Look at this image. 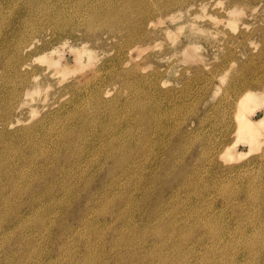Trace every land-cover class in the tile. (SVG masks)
I'll use <instances>...</instances> for the list:
<instances>
[{
  "label": "rangeland",
  "instance_id": "1",
  "mask_svg": "<svg viewBox=\"0 0 264 264\" xmlns=\"http://www.w3.org/2000/svg\"><path fill=\"white\" fill-rule=\"evenodd\" d=\"M93 1L94 2L98 1L100 3V1L103 2L105 0H100V1L99 0H93ZM109 1H111V3ZM109 1H108V5L110 3L113 6L114 5L118 6V5H120V3H123L121 6H118V8H120V7H124V5L127 4L128 1H130V0H122V2L120 0H109ZM113 1H114V4H113ZM137 1H143V0H137ZM145 1L147 3L153 4V5L155 4V6L156 5L157 6L163 5L164 6V7L160 6L159 9L154 8L153 13H152L153 20L154 19L158 20L159 17H162V20H160L156 25L147 24L146 28H145V31H147V32H145L144 34L139 36L138 41L136 40L139 43L136 42L135 44L139 45V48H140L139 51H141V53H138L136 55V57H135L136 59L129 61L130 63L128 64V66L132 67V69H133L130 74H126V68L128 66H122L123 64H120L115 60V54H116L117 48L114 45L116 43H118L119 41H121V42H125V48H128L130 46V44L133 42H131L129 44L128 43L129 41L126 42L124 37H120V35H118V34L116 37V34L114 35L113 33H111L112 30L110 31V29L109 30L108 29H101V31H100L99 28H96L95 31L90 30V32H89L86 28L87 25L85 23H83V21H84L83 18H85L89 15L87 13H85L84 11L79 10L73 4H69L67 6L65 5V7L63 6L64 9L60 10V9H62L61 7H62L63 2H61V3L55 2V5H54V3L52 4V14L50 16H44V15H38L37 16L36 15L35 18H33V16H31L32 14L27 10L17 9L18 7H15L14 5H11L9 7L8 4H6V14H10V15H9V18L6 17V18H3L4 20L2 19L3 22H6L8 20L6 22L4 30L6 31L7 28L9 31L11 30L10 28H12V30L17 29V34H18L19 32H22L23 30L29 29L30 33L33 34L34 46L30 50H28L29 52L28 51L25 52L27 60L29 59L28 61L31 63L28 67V69H29L28 76L30 78H32V81L35 80V74H33L32 71L35 70L34 66L36 65V66L40 67V69L38 70V73H37L38 78H40L39 81H42V80L43 81L41 82V87L39 89V92H36L37 93L36 97H39V98L42 97L41 99L35 98V94H33V96L30 94L28 96L26 94H24L22 97H24V98L28 97V98H26L27 100L25 99L24 102H21V105H19V106L17 105V107L14 108V110L12 109L11 112H9L11 115L9 114L8 117L4 116L5 121H8L9 119H12V120L14 119L15 124H16L17 123L16 119L20 118L23 122V123L20 122L21 124L18 123L17 125H14L13 127H7L6 128L7 132L11 133L14 130V128H15V130L17 128H20V127H21L20 129H22L23 125H24V128H26L27 126H29V127H27L28 132L26 129L21 130L20 131L21 133L18 132L15 137L13 135L11 137V135H9V133H6L3 136L2 135L0 136V150L2 149V151H0V153H3V154H0V157H1L0 158V164H1V162H2V165L4 164L5 161L3 160V158H6V156L9 155L12 158L13 154L15 153V148L19 149V156L20 157H19L18 161H19V167L21 168L22 173L20 171L21 174L17 178L18 186H16V188H18V187L19 188L16 190L18 193H19V191L23 193V194L19 193L20 195L19 194L14 195L11 191V188L8 186L9 184H7L5 186L6 180H4V181L0 180L1 181L0 182V190L3 191L2 185L4 184L5 188L6 187L8 188L7 190H5V192L7 193L6 196H8V194H9L8 199L10 200V201H6V203H5V201H3V202L0 201V208L2 206L7 207L10 205V203L12 205L20 203V208H19L20 209V215L23 214V216H24V218L22 216V218L18 221V223H17L18 225L14 224V225L5 227V229L0 227V248H1L0 249V259H1L0 264L2 262H3L2 264H12V263L13 264H15V263L22 264L21 262H23V264L25 262H26L25 264H29V263L30 264H50V263L51 264H78V263L79 264H81V263L85 264V262H86V264H101V263L102 264L103 263L104 264H116L117 262H118L117 264H125V263L126 264H136V263L137 264H144V263L145 264L146 263L147 264H212V263L213 264H238L237 262H239V261H240L239 264H243V262H244V264H247V263H249V264H252V263L253 264H262L263 263L264 264V256H263L264 255V248H263L264 247V242H263L264 241V239H263L264 235H262V234H264V220H263L264 219V199H263L264 198V190H262V189H264L263 188L264 187V164H263L264 159H263V161L260 160L259 155L256 152L250 154L249 153L250 152L249 146L246 144L243 145L244 143H242V142L241 143L239 142V144L235 148V152L237 154V155H235L237 158V159H235L236 161L235 160L230 161V162L226 161V160L220 158L218 156V153H217V152H219L218 150L221 149V147H220L221 144L218 142V137L221 134L223 128H225L227 121L231 122L233 125L232 128H234V123L232 122V120H233L234 112H235V109L237 106L236 105L237 100H238L240 94L247 88L252 89L254 87L253 88L254 90H263L264 89V83H263L264 82V0H258L257 3L255 2L256 0L255 1L254 0H250V1L249 0L248 1L247 0H192V1L187 0V2H185L186 0H183L184 2L181 0V3L178 2L179 4L177 2H175V0H168V1L167 0H145ZM189 1H191V2H189ZM195 1H196V3H195ZM200 2H202V3H200ZM175 3H177V4H175ZM182 3H184V4H182ZM236 3L239 4L238 6L242 5L243 7L242 8L240 7V9H239L240 14H239V17L237 18V22H236L237 25L234 26V25H230L228 23L227 19H228V14H229L228 13L229 8L234 6ZM243 3L245 4V6ZM108 5L106 6L107 8L105 6H104V8H102V10H104L103 12H106L108 9H111V8H109ZM174 5H175V7H174ZM180 5H182V7H180ZM161 7H163L164 9H162ZM215 8H217V9H215ZM57 9H59V10H57ZM72 9H73V11H72ZM75 9H76V11H75ZM128 9H129V7H128ZM108 11H110V10H108ZM161 11H163V12H161ZM174 11H175V13H174ZM75 12H76V14H75ZM14 13L15 14L17 13V14L15 15ZM132 13L137 16L136 12L133 11ZM155 13H156V16L154 15ZM114 14H117L116 11ZM210 14L218 16L220 23H218V22L217 23L219 26H217V23L214 21V19L211 17ZM63 15H64V17H63ZM79 15H80V18H79ZM61 17H63V18L61 19ZM35 19H38L39 21L38 20L36 21ZM56 20L59 22L61 21V23L64 22L65 23V24L63 23L64 27H66L67 30L66 31L65 30H62V31L58 30L57 32L54 33L53 29H55L54 28L55 23L57 24ZM211 20H212V22H211ZM244 21H246V24H247L246 26H244L245 24H243ZM7 24H9V25H7ZM39 24H40V26H39ZM68 25H69V27H68ZM43 27H45V28H43ZM83 28H85V29H83ZM155 28H157V29H155ZM39 29H41V31ZM20 30H22V31H20ZM39 31H40V33H39ZM65 33H67L68 35L67 34L65 35ZM60 34H61V36H60ZM77 35L80 39L77 37ZM233 35L235 38L232 37ZM69 37H70V39H69ZM87 37H89V38H87ZM100 39H102V40H100ZM65 40H69V42H68V44L63 46L61 43H63ZM46 42L50 46H48V44ZM84 42H87V44H89L93 49H96V51H98V53L100 52L98 55V59L96 60L95 63L89 64V65L79 69L80 71L78 70L76 72H73L74 74L71 72L70 76L66 79V81H64L62 83H59L56 78L51 77L45 73L44 67L46 66V64L42 63V61L39 58H37L40 54L45 52V50L47 51L49 48L53 47L54 45L55 46L61 45L60 48L63 51L65 50L64 54L67 56H70V55H73V52L70 48L71 44L74 46H81ZM7 43L8 44L11 43V37H10V43L8 40H7ZM93 43H95V44H93ZM44 44H46V46ZM66 48H67V50H66ZM68 48H70V49H68ZM142 48L144 49L145 52H142ZM62 61H63V63H66L65 59H62ZM96 64H102V66L104 67V70H105L104 73L106 75V79L104 81H102V83L100 82V84H102V88L104 87L103 89H107L106 87L110 88L111 93H109V94L105 95V91H103V89H101V87L97 86V83L95 81V75H94L95 71L93 70L94 66H96ZM69 65L72 66L73 64H69ZM84 68H86V69H84ZM117 68H119V69H117ZM117 70H119V71H117ZM0 72H1V68H0ZM251 73H252V75H251ZM4 74H3L4 77H3V75L0 76L1 77L0 78V89H3L4 85L8 82V79L10 78V76L14 75L11 72L10 73L5 72ZM22 74L26 75L24 71H21V75ZM122 74H123V76H122ZM2 79H3V81H2ZM85 79H87V80H85ZM88 79H90V80H88ZM79 81H80V83H79ZM143 81H144V83H143ZM112 82H113V84H112ZM117 82H118V84H117ZM1 83L3 86L1 85ZM120 83L122 84V86L120 85ZM129 84L132 87L134 85L135 86L132 88L129 86ZM118 85L120 87H118ZM124 85H126V86L124 87ZM24 86H25V84H24ZM24 86L20 85V87H19L20 90L23 89ZM62 87H66V88H62ZM77 87H79V88H77ZM11 88H12V86L10 88L9 87L6 88L3 91L0 90V100L1 101L2 100L5 101L8 99V93H9ZM130 88H132L131 91H129ZM261 88H263V89H261ZM76 89H77V94L74 93ZM61 90H62V92L59 94V92ZM124 90H125V92H123ZM121 91L123 93H121ZM151 91H153V92H151ZM117 93H118V95H117ZM128 93H130V94H128ZM57 94H59V95L57 96ZM149 94H150V96H149ZM62 95H64V96H62ZM116 95H117V97H116ZM146 95H147V97H146ZM127 96H129V98ZM43 97H47V98L44 99ZM53 97H55V98H53ZM87 99H91L92 101L90 100V102H89V100H87ZM130 99L131 100L133 99L132 100L133 102ZM151 99H152V101H150ZM87 101H88V103H87ZM108 101H109V103H108ZM72 102H74L75 104ZM110 102H111V105H110ZM89 103H90V105H91V103H92V105L94 103L95 104L93 105V107H91L89 105ZM108 104H109V106H107ZM145 104H146V106H145ZM37 105H38V109H37ZM70 106L72 109L70 108ZM82 106H84V107L82 108ZM110 106H112V107H110ZM139 106H141V107H139ZM218 106H220V107H218ZM134 107H137V108H134ZM148 107H149V109H148L149 111L147 110ZM17 108H19V110ZM49 108L51 110L54 108L55 110L53 109L52 111H50ZM100 108H101V110H100ZM172 108H173V110H172ZM116 109H117V111H116ZM138 109H140V110H138ZM142 109L145 111V113H146L145 115L147 117H149V120L146 121L147 123L140 121L141 116L138 118V116L140 114L141 115L144 114ZM38 110H40V112ZM46 110H48V111H46ZM79 110H81V111H79ZM89 110L91 113L94 112L95 115L91 114L89 112ZM103 111H105V112H103ZM152 111L153 112L155 111V112L153 113ZM175 111H177V112H175ZM69 112L71 114H69ZM85 112H86V115L84 114ZM72 113H74V114H72ZM79 114H80V116H79ZM81 114H83V115H81ZM151 114H152V117H151ZM161 114H164V115H161ZM173 114H175V115H173ZM221 114H222V116H221ZM44 115H45V117H43ZM55 115H57V117ZM72 115H75V116H72ZM67 116H69V117H67ZM70 116H72L73 118ZM96 116H97V118H96ZM156 116H157V118L158 117L159 118L157 119ZM163 116H165V117H163ZM259 116H264V109L259 110L257 113L256 112L253 113V118L256 119L257 121L260 120ZM5 118H7L8 120ZM51 118H52V121L54 122V124L51 121ZM84 118H86V119H84ZM88 118H89V120H88ZM215 118H216V120H215ZM45 119L47 122L45 121ZM220 119H221V121H220ZM28 121H30V122H28ZM57 121H58V123H57ZM78 121H80V122H78ZM152 121L153 122L155 121V124ZM168 121H170V123ZM177 121L179 122V124ZM43 122H44V124L42 125ZM62 122H63V124H61ZM100 122H102V123H100ZM223 122H224V124H223ZM107 123L111 124V125H108ZM143 123L144 124L146 123L148 125H144ZM91 124H93V125H91ZM106 124H107V127H106ZM35 125H37V126H35ZM59 125L60 126L62 125V126L60 127ZM149 125H151L153 127H151ZM1 126H2V124H0V128H1ZM54 126H55V129H54ZM145 126H147V127H145ZM154 126H156V127H154ZM157 126H159V127H157ZM49 127H50V129H49ZM74 127L75 128L77 127V128L75 129ZM126 127H128V128H126ZM180 127H182V128H180ZM212 127H213V129H212ZM38 128H41V129L39 130ZM129 128H131L133 131ZM30 129H32V130H30ZM127 129L129 131H127ZM6 130L4 131V133L6 132ZM73 130H74V132H73ZM150 130L153 132H151ZM192 130H195V131H192ZM30 132L33 134L31 135ZM48 132H50V133H48ZM132 132H134V133H132ZM146 132H148L149 134ZM84 133L85 134L87 133L86 136ZM143 133H144V135H143ZM214 133H215V135H214ZM18 134H19V136H18ZM37 134H39L40 136H38ZM150 134L152 137L150 136ZM34 135H36L37 137ZM51 135H53V136H51ZM101 135L103 136V138ZM170 135H171V137H170ZM197 135H198V137H197ZM207 135H209V136H207ZM22 136H23V138H22ZM62 136H63V138L66 137L65 138L66 140L63 139ZM162 136H163V138H162ZM7 137H9V138H7ZM35 137H36V139H35ZM104 137L106 138L105 140H104ZM144 137H146V139ZM231 137H234L233 132L231 133ZM200 138L203 140V142ZM210 138H212V139H210ZM41 139H43V140H41ZM48 139L50 142L48 141ZM59 139L60 140L62 139V140L59 141ZM78 139L80 141H78ZM11 140H12V142H11ZM88 140H90V141H88ZM22 141H23V143H22ZM55 141L57 143H55ZM99 141H101V142H99ZM119 141H121V142H119ZM123 141H125L126 143ZM144 141H145V143H144ZM196 141H198V142H196ZM190 142H191V144H190ZM213 142H216V143L218 142V144H219V145L217 144V146H215L216 143L214 144L213 150H215V151L211 150V144ZM9 143H11V144L9 145ZM18 143H19V145H18ZM34 143L37 145H35ZM169 143H170V145H169ZM187 143H189V144H187ZM91 144H92V146H91ZM99 144H102V145H99ZM25 145H27V146H25ZM34 145L36 146V149H35V147H33ZM78 145H79V147H78ZM138 145H140V146L138 147ZM141 145H142V147H141ZM6 146H7V149L4 148ZM11 146L13 149L10 148ZM58 146H59V148H58ZM89 146H91L92 150H91V148L89 149ZM143 146H144V148H143ZM23 147H25V148H23ZM86 147H87V149H89L90 155L86 156L87 158L83 157V159L81 160V166L79 167L76 164H74L75 160L78 157V156H76V154H77L76 152L79 148L80 149L78 151H81L82 149H84ZM93 147L96 148V150ZM150 147H151L152 151L150 150ZM71 148L73 150L74 149L75 150L73 151ZM157 148H159V149H157ZM168 148H170L172 153L168 150ZM204 148L207 150H205ZM38 149H40V150H38ZM156 149H157V151H156ZM186 149H188V150H186ZM8 150H10V151H8ZM48 150H49V152H48ZM192 150H193V152H192ZM53 151H55V155H54ZM118 151H120V152H118ZM148 152H150V153H148ZM181 152L184 153V155ZM241 152L243 153V155ZM127 153H129V155ZM71 154L74 155L75 157L70 156ZM146 154H148V155H146ZM167 154H169V155H167ZM28 155H29V157H28ZM92 155H93V157H92ZM151 155H153V156H151ZM56 156H57V158H56ZM207 156H209L208 158L210 160L206 158ZM24 157H25V160H24ZM40 157H42V158H40ZM117 157H119V161L121 160L120 161L121 163H120L119 167H117V169H116V166L113 167V163ZM201 157H203V158L201 159ZM70 158H71V160H70ZM140 158H142V159L140 160ZM143 158L145 159V162H144ZM212 158H214L215 160L212 161L211 160ZM20 159L24 160V161L21 162ZM93 159H96V160L98 159V160L96 161ZM132 159L133 160L135 159V160L133 161ZM55 160H56V162H55ZM88 161H89V163H88ZM105 161H106V163H105ZM138 161L140 163H138ZM161 161H163V162H161ZM197 161H198V163H197ZM210 161H211V163H210ZM42 162H44V163H42ZM28 163H29V165H27ZM47 163H49V164H47ZM51 163H52V165H51ZM137 163L141 166H138ZM164 164H165V166H163ZM132 165L134 168L132 167ZM42 167H44L43 168L44 171L42 170ZM66 167H68L67 168L68 170L65 169ZM205 167H207V168H205ZM102 168H104V169H102ZM196 168H198V169H196ZM34 169H35V171H34ZM78 169H81V170H78ZM206 169L207 170L209 169V170L207 171ZM255 169H256V171H255ZM110 170H112V171H110ZM121 170H124V171H121ZM165 170H167V171H165ZM190 170H192V171H190ZM168 171H170V173ZM244 171H246V173ZM40 172H41V174L39 176ZM50 172H51V175H50ZM56 172H58V173L56 174ZM73 172L74 173L77 172V174H72ZM193 172L195 175L193 174ZM260 172H262V173H260ZM160 173H161V175H160ZM124 174H126V175H124ZM129 174H131L132 176ZM49 175H50V177H49ZM61 175H62V177H61ZM113 175H115V176L113 177ZM134 175H136V176H134ZM169 175H170V177H169ZM129 176H131L130 180H129ZM150 176H152V177H150ZM252 176H254V177H252ZM256 176H258V177H256ZM28 177H30V178H28ZM38 177H39V179H38ZM70 177H71V179H70ZM106 177H108V179ZM120 177H121V179H120ZM125 177H127V178H125ZM132 177L133 178L137 177V178L132 179ZM166 177L169 179H166ZM186 177H188V178H186ZM68 178L70 180H68ZM251 178H253V179H251ZM54 179H57V181H55ZM115 179L118 180V182ZM131 179H132V181L133 180L134 181L132 182ZM138 179H140V180H138ZM249 179L252 181V184L250 183L251 181ZM50 180L52 182H50ZM63 180H64V182H63ZM90 180H92V181H90ZM137 181H138V183H137ZM193 181L194 182L196 181V182L194 183ZM2 182H3V184H1ZM48 182H50L51 184L50 183L48 184ZM53 182H55V183H53ZM66 182H67V184H66ZM79 182H81V183L83 182L82 185H80L81 183H79ZM154 182H156V183H154ZM88 183H90V184H88ZM140 183H141V185H140ZM253 183H255L256 185ZM57 184H60V185H57ZM117 184H119L120 186ZM248 184H250L251 186L253 185V186L252 187L250 185L248 186ZM31 185H34V186H31ZM89 185H90V187H89ZM61 186H63L64 188L62 187L63 189L62 188L59 189V187H61ZM69 186L71 189L69 188ZM85 186L87 188L89 187L88 190ZM188 186H190V187H188ZM260 186H261V190H260ZM1 187H2V189H1ZM21 187H23V188H21ZM66 187H68V188H66ZM229 187H230V189H229L230 191L227 189ZM25 188H27L28 190L26 189V191H25L24 190ZM77 188L79 190H77ZM126 188H127V190H126ZM254 188H257V189H254ZM72 189H73V191H72ZM128 189H129V192H128ZM133 189H134V191H133ZM154 189H156V190H154ZM195 189H197L198 191ZM248 189H250L249 192H247ZM52 190H54V191H52ZM97 190L100 192H98ZM225 190H226V192H225ZM24 191H25V193H24ZM253 191L256 193H254ZM66 192H67V194H66ZM81 192H83V193H81ZM127 192L130 196H128ZM48 193L51 195H49ZM99 193H100V195H99ZM114 193H115V195H114ZM11 194L13 195L12 197H11ZM39 194H40V196H39ZM109 194H111V195H109ZM227 194H228V196H227ZM18 195H19V197H18ZM42 195H45V196H42ZM79 195H81V197ZM154 195H155V197H154ZM181 195H182V197H181ZM184 195H186V196H184ZM199 195H200V197H198ZM23 196H25V197H23ZM77 196L79 198H77ZM91 196H94V197L96 196V197L94 198ZM102 196H104V197H102ZM254 196L256 197L255 199L252 198ZM10 197H11V199H10ZM57 197H58V200H57ZM105 197H107V200ZM110 197H112V198H110ZM123 197H126V198H123ZM259 197H260V199H259ZM127 198L129 199V201ZM175 199L176 200L178 199V200L176 201ZM245 199H248V200L245 201ZM61 200H63V201H61ZM55 201H56V203H55ZM112 201H113V203H112ZM123 201H124V204H123ZM39 203H40V205H39ZM241 203H243V204L241 205ZM25 204H28L29 206L25 205ZM119 205H121V206L119 207ZM250 205H251V207H250ZM116 206H117V209H116ZM171 206H172V208H171ZM175 206H176V208L174 209ZM234 206H235V208H234ZM92 207H95V208H92ZM106 207H107V209H106ZM231 207H232V209H231ZM63 208H66V209H63ZM121 208H123V209H121ZM124 208H126V209H124ZM168 208H170V209H168ZM233 208H234V211H233ZM192 209H194V211ZM197 209H199V210H197ZM252 209L254 211L255 210L256 211L254 212ZM102 210H103V212H102ZM124 210H126V211H124ZM184 210L185 211L187 210V211L185 212ZM36 211H37V213H36ZM127 211L128 212L130 211V212L128 213ZM198 211H200V212H198ZM110 212H112V213H110ZM194 212H195V214H194ZM87 213H89V215ZM94 213H96V214H94ZM103 213H105V214H103ZM114 213H115V215H114ZM116 213H118V214H116ZM191 213H192V215H190ZM251 213H252V215H251ZM39 214L41 217L39 216ZM90 214H92V215H90ZM119 214L121 217L117 216ZM46 215H48V216H46ZM59 216H61V217L59 218ZM83 216H85V218H82ZM97 216H100V217H98V219H97V218H95ZM129 216H130V218H129ZM29 217H31V218H29ZM50 217H51V219L49 220ZM53 217H55V218L57 217V218L55 219ZM149 217H151V219ZM162 217H165V218H162ZM207 217H209V218H207ZM258 217H259V219H258ZM137 218L139 219V221H137L138 220ZM53 219H55L56 221ZM118 219H121V220H118ZM0 220H1L0 224H2L4 226L5 223L3 224V222H2L3 219L1 216H0ZM21 220H22V222H21ZM117 220H118V222H117ZM81 221H83V222H81ZM240 221H242V222H240ZM33 222L36 223V226ZM75 222H77V223H75ZM245 222L247 223V225ZM261 222H263V223H261ZM120 223L122 224V225H120L121 229H120V226H117ZM171 223H173V224L169 225ZM190 223H192V224H190ZM193 223H195L194 226H193ZM236 223H238V225ZM243 223H245V224L242 225ZM24 224H26V226ZM55 224H57V225H55ZM77 224H78V226H77ZM108 224H109V226L107 227ZM141 224H143V225L145 224V225L140 226ZM147 224H148V226H147ZM261 224H263V225H261ZM110 225L113 228H111ZM134 225H136V226H134ZM173 225H174V227H172ZM196 225H197V227H196ZM258 225L261 227V229ZM41 226H43V227L41 228ZM74 226H76V228ZM188 226H189V228H188ZM256 226L259 228H257ZM12 227H14V228H12ZM47 227H49V228H47ZM72 228L73 229L75 228V229L73 230ZM92 228H93V230H92ZM125 228H127V229H125ZM158 228H159V230H158ZM219 228H221L222 230H220ZM236 228H237V230H236ZM171 229H172V231H171ZM188 229H189V231L187 232ZM240 229H243V230H240ZM19 230H21V231H19ZM90 230L93 232L91 233ZM120 230H123V231L121 232ZM127 230H129V231H127ZM144 230H146V231H144ZM197 230H198V232H197ZM199 230H200V232H199ZM82 231H83V234H82ZM108 231H110V233ZM117 231H120L119 234L122 237L120 235L118 236ZM250 231H252V232H250ZM101 232H103V233L101 234ZM104 232H105V234H104ZM132 232H133V234H132ZM145 232H147L146 233L147 236H145L146 235V234H144ZM174 232H175V234H174ZM189 232L190 233L192 232V233L190 234ZM247 232L250 234H248ZM4 233L6 236L3 235ZM43 233L46 234L45 237L43 236L44 235ZM185 233L189 234V236H187ZM193 233L194 234L196 233L195 236ZM252 233H253V235H252ZM19 234H20V237H22V238L19 237ZM91 234H93V235H91ZM97 234H100V236ZM139 234H140V236H138ZM142 234L146 238H144L142 236ZM101 235H103L104 237ZM123 235L125 236V239H124ZM190 235H192V236H190ZM4 236L7 237L6 240H5ZM11 236H12V238H11ZM14 236H16V237L18 236L19 238L18 237L16 238ZM186 236H187V238H186ZM207 236H208V238H207ZM73 237H76V238H73ZM118 237H120V240ZM180 237H181V240H180ZM192 237H193V239H192ZM69 238H71V239H69ZM136 238L138 239V243L136 242L137 241ZM227 238H229V239H227ZM60 239H62V240H60ZM85 239H86V241H85ZM128 239H130V241H131V239H133V240L130 242ZM167 239H168V241H167ZM197 239H198V241L200 239L201 242L200 241L198 242ZM75 240H77V241H75ZM88 240L91 242H89ZM212 240H214V241H212ZM229 240H231V241H229ZM252 240L254 241V244L252 243L253 242ZM99 241H101V242H99ZM116 241L117 242L121 241L123 243H121V242L116 243ZM220 242H221V244H220ZM224 242H225V244H224ZM249 242H250V246H249ZM258 242H259V244H258ZM66 243H68V244H66ZM155 243H157V244H155ZM171 243H173V244H171ZM87 244H88V246H87ZM112 244H113V246H112ZM143 244L146 248L143 247ZM211 244H212V246H211ZM255 244H257L259 246L255 245ZM122 245H124V246H122ZM173 245L176 248L175 250H173L174 249ZM224 245H226V246H224ZM61 247H63V249ZM79 247H81V248H79ZM83 247H84V249H83ZM88 247H90V248H88ZM103 247H104V249H103ZM135 247L137 249L141 248L142 251H141V249L135 250ZM191 247H193L194 249ZM58 248H60V250ZM96 248H98V249H96ZM100 248L102 250H100ZM108 248H109V250H108ZM130 248L133 249V251H131ZM156 248H157V250H156ZM185 248H186V250H185ZM209 248H210V250H209ZM211 248H213V249H211ZM257 248H258V250H257ZM260 248H261V250H260L261 252L259 251ZM122 249H124V250H122ZM179 249L181 252L179 251ZM190 249H192V250H190ZM1 250H3V251H1ZM13 250H14V252H13ZM82 250H83V252H82ZM127 250L128 251L130 250V251L128 252ZM177 250H178V252H177ZM194 250H196V252ZM197 250H198V252H197ZM205 250H206V252H205ZM20 251H22V252H20ZM95 251H96V253H95ZM173 251H176V252H173ZM227 252H228V254L226 255L225 253H227ZM229 252H231V253H229ZM256 252H257V254H256ZM16 253H17V255H16ZM83 253H85V255ZM124 253H125V255H124ZM145 253H147V254H145ZM158 253H159V256H158ZM249 253L251 255H249ZM96 254H98V255L100 254V255L97 256ZM140 254L143 256H141ZM152 254H154V255L152 256ZM155 254H157V255H155ZM61 255L64 256L65 258L62 257ZM173 255H174V259H173ZM138 256H140V257H138ZM167 256H168V258H167ZM246 256H248V257H246ZM253 256H254V258H252ZM100 257H101V259H100ZM116 257L118 258V260ZM102 258H104V259H102ZM129 258H131V259H129ZM206 258H208V259H206ZM128 259H129V261L131 260V263L128 262ZM134 259L136 261H134ZM235 259H236V261H234ZM68 260H70V261H68ZM103 260L106 262H104ZM121 260H123V262ZM137 260L140 261V263ZM203 260H205V261H203ZM88 261H90V262H88ZM172 261H174V262H172ZM180 261H181V263H180ZM233 261H234V263H233ZM226 262H228V263H226Z\"/></svg>",
  "mask_w": 264,
  "mask_h": 264
},
{
  "label": "bare ground",
  "instance_id": "2",
  "mask_svg": "<svg viewBox=\"0 0 264 264\" xmlns=\"http://www.w3.org/2000/svg\"><path fill=\"white\" fill-rule=\"evenodd\" d=\"M100 1V0H99ZM108 1L109 0H105V1H100V3L98 2V1H91V0H0V68H1V74H0V76L1 75H3L5 72H8V73H13L14 75L13 76H10V78L8 79V82L4 85V87H3V89H0L1 91H3V90H5L6 88H10L11 86H12V88L10 89V91H9V93H8V99L7 100H5V101H1L0 100V124H2V126H1V130H0V136L2 135H4V134H6V133H9V135H11V137H12V135L15 137L16 135H17V133L18 132H20L21 130H24V129H26L27 130V132H28V129H27V127H29V126H27L26 128H24V125H23V128L22 129H20V128H17L16 130H15V128H14V130L10 133V132H7V130H6V128L7 127H13L14 125H17L18 123L19 124H21L20 122H22V120L20 119V118H17L16 119V121H17V123L15 124V120L13 119H7V118H5V119H7L8 121H5L4 120V116L6 117H8L9 116V112H11V110L13 109L14 110V108H16L17 107V105L19 106V105H21V102H24V100L26 99V98H28V97H22L24 94H26L27 96L30 94V95H32L33 96V94H35V98H37V99H41L42 97H36L37 95V93L36 92H39V89H40V87H41V82L43 81H39V79L40 78H38V76H37V73H38V70L40 69V67L39 66H34V68H35V70L34 71H32L33 72V74H35V80H33L32 81V78H30L29 76H28V71H29V69H28V67H29V65L31 64L28 60H27V57H26V55H25V52H27L28 50H30L33 46H34V40H33V34L32 33H30V31H29V29H27V30H20V31H22V32H19L18 34H17V29L16 30H12V28H10L11 30L9 31L8 30V28H7V30L5 31L4 30V28H5V25H6V22L8 21H6V22H3L2 21V19L3 18H6V17H8L9 18V15L10 14H6V4H8V6L10 7L11 5H14L15 7H18L17 9H21V10H27V11H29L32 15L31 16H33V18H35V16L37 15H44V16H50L51 14H52V4L54 3V5H55V2H63L62 3V9H60V10H63L64 8H63V6L65 7V5L67 6V5H69V4H73L74 6H76L79 10H81V11H84L85 13H87L89 16H87V17H85V18H83L84 19V21H83V23H85L87 26H86V28H87V30L90 32V30L91 31H95L96 30V28H99L100 29V31H101V29H110V31L112 30V32L111 33H113L114 35L116 34V37H117V34L118 35H120V37H124V39L126 40V42L127 41H129L128 43L130 44L131 42H133V43H131L130 44V46L128 47V48H125V42H121V41H119L118 43H116L114 46L117 48V51H116V54H115V60L118 62V63H120V64H123L122 66H128V64L130 63L129 61L130 60H133V59H136L135 57H136V55L138 54V53H141V51H139V45H136L135 43L138 41V38H139V36H141L142 34H144L145 32H147V31H145V28H146V25L147 24H151V25H156L160 20H162V17H159L158 18V20H153V18H152V13H153V10H154V8H157V9H159L160 8V6H163V5H156L155 6V4L153 5V4H150V3H147L145 0H143V1H137V0H130V1H128V3L127 4H125L124 5V7H120V8H118V6H121L123 3H120V5H118V6H116V5H112V4H110L111 3V1H109L110 3H109V5H108ZM121 2H122V0H120ZM168 1V0H167ZM183 1V0H182ZM192 1V0H191ZM191 1H189V2H191ZM248 1V0H247ZM250 1V0H249ZM255 1V0H254ZM257 1L258 0H256L255 2L257 3ZM149 2V1H148ZM175 2H180L181 3V0H175ZM184 2V1H183ZM185 2H187V0L185 1ZM254 2V3H255ZM177 3H175V4H177ZM195 3H196V1H195ZM200 3H202V2H200ZM260 3V2H259ZM109 6V8H111V9H108V10H110V11H106V12H103L104 10H102V8H104V6L106 7L107 5ZM113 4H114V1H113ZM170 4V3H169ZM179 4V3H178ZM182 4H184V3H182ZM187 4V3H186ZM190 4V3H189ZM205 4V3H204ZM217 4V3H216ZM244 4V3H243ZM239 4H235L234 6H232L231 8H229V10H228V19H227V21H228V23L230 24V25H237L236 24V22H237V18L239 17V14H240V7L242 8L243 6L241 5V6H238ZM103 6V7H102ZM166 6V5H165ZM170 6V5H169ZM173 6V5H172ZM188 6V5H187ZM244 6H245V4H244ZM128 7H129V9H128ZM164 7V6H163ZM163 7H161L162 9H164ZM168 7V6H167ZM174 7H175V5H174ZM180 7H182V5H180ZM193 7V6H192ZM208 7V6H207ZM252 7V6H251ZM256 7V6H255ZM107 8V7H106ZM118 8V9H117ZM171 8V7H170ZM169 8V9H170ZM190 8V7H189ZM188 8V9H189ZM210 8V7H209ZM11 9V8H10ZM54 9V8H53ZM168 9V8H167ZM172 9V8H171ZM215 9H217V8H215ZM8 10V9H7ZM57 10H59V9H57ZM70 10V9H69ZM175 10V9H174ZM191 10V9H190ZM12 11V10H11ZM72 11H73V9H72ZM75 11H76V9H75ZM115 11H116V13L117 14H114L115 13ZM136 12V14H137V16L135 15V14H133L132 12ZM158 11V10H157ZM167 11V10H166ZM165 11V12H166ZM170 11V10H169ZM168 11V12H169ZM177 11V10H176ZM183 11V10H182ZM13 12V11H12ZM17 12V11H16ZM19 12V11H18ZM57 12V11H56ZM59 12V11H58ZM64 12V11H63ZM156 12V11H155ZM161 12H163V11H161ZM188 12V11H187ZM222 12V11H221ZM11 13V12H10ZM81 13V12H80ZM174 13H175V11H174ZM15 14V13H14ZM17 14V13H16ZM15 14V15H16ZM71 14V13H70ZM75 14H76V12H75ZM19 15V14H18ZM59 15V14H58ZM84 15V14H83ZM91 15V16H90ZM155 16H156V13L154 14ZM158 15V14H157ZM211 15V14H210ZM209 15V16H210ZM26 16V15H25ZM28 16V15H27ZM54 16V15H53ZM14 17V16H13ZM63 17H64V15H63ZM63 17H61V19L63 18ZM72 17V16H71ZM211 17L214 19V21L217 23H220L219 22V18H218V16H215V15H211ZM15 18V17H14ZM18 18V17H17ZM21 18V17H20ZM44 18V17H43ZM50 18V17H49ZM56 18V17H55ZM67 18V17H66ZM70 18V17H69ZM79 18H80V15H79ZM52 19V18H51ZM73 19V18H72ZM71 19V20H72ZM4 20V19H3ZM13 20V19H12ZM15 20V19H14ZM21 20V19H20ZM28 20V19H27ZM31 20V19H30ZM33 20V19H32ZM36 21L38 20V19H35ZM42 20V19H41ZM58 20V19H57ZM56 20V21H57ZM209 20V19H208ZM39 21V20H38ZM50 21V20H49ZM81 21V20H80ZM44 22V21H43ZM46 22V21H45ZM211 22H212V20H211ZM9 23V22H8ZM35 23V22H34ZM52 23V22H51ZM61 21L59 22V21H57V24L55 23V26H54V28L55 29H53L54 30V33L55 32H57L58 30L59 31H62V30H67V28L66 27H64V24L63 23H61ZM69 23V22H68ZM75 23V22H74ZM218 23H217V26H219L218 25ZM223 23V22H222ZM30 24V23H29ZM243 24H245L244 26H246L247 24H246V21H244L243 22ZM7 25H9V24H7ZM196 25V24H195ZM31 26V25H30ZM39 26H40V24H39ZM7 27V26H6ZM21 27V26H20ZM25 27V26H24ZM35 27V26H34ZM38 27V26H37ZM46 27V26H45ZM45 27H43V28H45ZM50 27V26H49ZM68 27H69V25H68ZM71 27V26H70ZM53 28V27H52ZM32 29V28H31ZM36 29V28H35ZM83 29H85V28H83ZM150 29V28H149ZM148 29V30H149ZM155 29H157V28H155ZM154 29V30H155ZM40 31H41V29H39ZM46 30V29H45ZM48 30V29H47ZM86 30V31H87ZM19 31V30H18ZM33 31V30H32ZM40 31H39V33H40ZM79 31V30H78ZM77 31V32H78ZM99 31V30H98ZM69 33V32H68ZM92 33V32H91ZM98 33V32H97ZM150 33V32H149ZM48 34V33H47ZM67 33H65V35H66ZM87 34V33H86ZM101 34V33H100ZM35 35V34H34ZM63 35V34H62ZM68 35V34H67ZM94 35V34H93ZM107 35V34H106ZM150 35V34H149ZM154 35V34H153ZM245 35V34H244ZM60 36H61V34H60ZM83 36V35H82ZM86 36V35H85ZM10 37H11V43H10ZM54 37V36H53ZM63 37V36H62ZM67 37V36H66ZM77 37H78V35H77ZM115 37V36H114ZM232 37H234V35L232 36ZM72 38V37H71ZM76 38V37H75ZM79 38V37H78ZM87 38H89V37H87ZM235 38V37H234ZM51 39V38H50ZM55 39V38H54ZM69 39H70V37H69ZM73 39V38H72ZM80 39V38H79ZM86 39V38H85ZM106 39V38H105ZM117 39V38H116ZM156 39V38H155ZM7 40L9 41V43L10 44H8L7 43ZM53 40V39H52ZM57 40V39H56ZM61 40V39H60ZM83 40V39H82ZM91 40V39H90ZM100 40H102V39H100ZM137 40V41H136ZM40 41V40H39ZM49 41V40H48ZM54 41V40H53ZM240 41V40H239ZM68 42H69V40H65L63 43H61L63 46H65L66 44H68ZM88 42V41H87ZM87 42H84L81 46H74V45H72L71 44V46H70V48H71V50H72V52H73V55H70V56H67V55H65L64 54V51L60 48V46L61 45H59V46H53V47H51V48H49L47 51L45 50V52H43L42 54H40L37 58H39L41 61H42V63H44V64H46V66L44 67V69H45V73L46 74H48L49 76H51V77H54V78H56L57 79V81L59 82V83H62V82H64V81H66V79L70 76V73L72 72H76V71H78L79 69H81V68H83V67H85V66H87V65H89V64H92V63H95L96 62V60L98 59V55H99V53H98V51H96V49H93L89 44H87ZM44 43V42H43ZM47 43V42H46ZM76 43V42H75ZM78 43V42H77ZM137 43H139V42H137ZM145 43V42H144ZM48 44V43H47ZM93 44H95V43H93ZM143 44V43H142ZM9 45V46H8ZM45 46H46V44H44ZM58 45V44H57ZM135 45V46H134ZM42 46V45H41ZM48 46H50L49 44H48ZM113 46V47H114ZM141 46V45H140ZM95 47V46H94ZM147 47V46H146ZM47 48V47H46ZM64 48V47H63ZM70 48H68V49H70ZM102 48V47H101ZM113 49V48H112ZM41 50V49H40ZM66 50H67V48H66ZM29 52V51H28ZM142 52H145L144 51V49L142 48ZM32 54V53H31ZM35 55V54H34ZM251 57V56H250ZM62 59H65V61H66V63H63V61H62ZM256 59V58H255ZM101 60V59H100ZM132 62V61H131ZM135 62V61H134ZM73 64L72 66H70L69 64ZM95 65V64H94ZM246 65V64H245ZM131 66V65H130ZM140 66V65H139ZM244 66V65H243ZM33 69V68H32ZM84 69H86V68H84ZM117 69H119V68H117ZM122 69V68H121ZM94 71H95V81H96V83H97V86L98 87H101V89H103L102 88V84H100V82L102 83V81H104L105 79H106V75H105V70H104V67L102 66V64H96V66H94V69H93ZM132 67H127L126 68V74H130L131 72H132ZM254 70V69H253ZM21 71H24L25 72V74L26 75H24V74H22L21 75ZM31 71V70H30ZM80 71V70H79ZM107 71V70H106ZM117 71H119V70H117ZM123 71V70H122ZM189 71V70H188ZM191 71V70H190ZM255 71V70H254ZM241 72V71H240ZM23 73V72H22ZM81 73V72H80ZM113 73V72H112ZM31 74V73H30ZM74 74V73H73ZM86 74V73H85ZM121 74V73H120ZM133 74V73H132ZM239 74V73H238ZM244 74V73H243ZM256 74V73H255ZM5 75V74H4ZM4 75H3V77H4ZM76 75V74H75ZM114 75V74H113ZM143 75V74H142ZM146 75V74H145ZM241 75V74H240ZM251 75H252V73H251ZM118 76V75H117ZM122 76H123V74H122ZM2 77V78H3ZM94 77V76H93ZM245 77V76H244ZM1 78V77H0ZM124 78V77H123ZM254 78V77H253ZM31 80V81H30ZM70 80V79H69ZM85 80H87V79H85ZM88 80H90V79H88ZM128 80V79H127ZM132 80V79H131ZM2 81H3V79H2ZM68 81V80H67ZM124 81V80H123ZM122 81V82H123ZM216 81V80H215ZM5 82V81H4ZM142 82V81H141ZM79 83H80V81H79ZM124 83V82H123ZM143 83H144V81H143ZM264 83V82H263ZM262 83V84H263ZM24 84H25V86H24ZM69 84V83H68ZM83 84V83H82ZM112 84H113V82H112ZM117 84H118V82H117ZM131 84V83H130ZM129 84V86L130 87H132L131 85ZM136 84V83H135ZM237 84V83H236ZM244 84V83H243ZM251 84V83H250ZM1 85H2V83H1ZM20 85H23L24 86V88L23 89H21L20 90ZM58 85V84H57ZM120 85L122 86V84L120 83ZM137 85V84H136ZM3 86V85H2ZM126 85H124V87H125ZM135 86V85H134ZM133 86V87H134ZM145 86V85H144ZM159 86V85H158ZM232 86V85H231ZM255 86V85H254ZM56 87V86H55ZM106 87V86H105ZM111 87V86H110ZM118 87H120L119 85H118ZM132 87V88H133ZM62 88H66V87H62ZM77 88H79V87H77ZM107 89H103V91H105V95L106 94H109V93H111V91H110V88H108V87H106ZM112 88V87H111ZM117 88V87H116ZM132 88H130V90L129 91H131L132 90ZM254 88V87H253ZM251 89V88H247V89H245L241 94H240V96H239V98H238V100H237V106H236V109H235V112H234V116H233V120H232V122L234 123V128H232L233 127V125H232V123L231 122H229V121H227V123H226V126H225V128H223V130H222V132H221V134L219 135V137H218V142L221 144L220 145V147H221V149L220 150H218L219 152H217L218 153V156L220 157V158H222V159H224V160H226V161H233V160H235V159H237L236 158V156L235 155H237L236 154V152H235V148H236V146L239 144V142L241 143H244L243 145H248L249 146V148H250V154L251 153H258V155H259V159L260 160H262L263 161V159H264V116H259V118H260V120L259 121H257L256 119H254L253 118V113L254 112H258L259 110H261V109H264V89L263 88H261V89H263V90H254V89ZM259 88V87H258ZM70 89V88H69ZM140 89V88H139ZM144 89V88H143ZM96 90V89H95ZM123 90V89H122ZM136 90V89H135ZM145 90V89H144ZM241 90V89H240ZM149 91V90H148ZM62 92V90L59 92V94ZM65 92V91H64ZM93 92V91H92ZM123 92H125V90L123 91ZM122 91H121V93H123ZM151 92H153V91H151ZM160 92V91H159ZM163 92V91H162ZM75 94H77V89L75 90V92H74ZM96 93V92H95ZM120 93V92H119ZM132 93V92H131ZM135 93V92H134ZM142 93V92H141ZM53 94V93H52ZM59 94H57V96L59 95ZM64 94V93H63ZM92 94V93H91ZM113 94V93H112ZM115 94V93H114ZM128 94H130V93H128ZM145 94V93H144ZM158 94V93H157ZM117 95H118V93H117ZM117 95H116V97H117ZM132 95V94H131ZM42 96V95H41ZM62 96H64V95H62ZM93 96V95H92ZM91 96V97H92ZM149 96H150V94H149ZM232 96V95H231ZM230 96V97H231ZM56 97V96H55ZM55 97H53V98H55ZM73 97V96H72ZM94 97V96H93ZM121 97V96H120ZM128 98H129V96H127ZM146 97H147V95H146ZM233 97V96H232ZM44 99H46L47 97H43ZM69 98V97H68ZM86 98V97H85ZM90 98V97H89ZM105 98V97H104ZM113 98V97H112ZM133 98V97H132ZM139 98V97H138ZM5 99V98H4ZM96 99V98H95ZM117 99V98H116ZM137 99V98H136ZM147 99V98H146ZM27 100V99H26ZM29 100V99H28ZM55 100V99H54ZM58 100V99H57ZM68 100V99H67ZM73 100V99H72ZM81 100V99H80ZM87 100H89V102H90V100L91 99H87ZM99 100V99H98ZM97 100V101H98ZM106 100V99H105ZM114 100V99H113ZM126 100V99H125ZM131 100V99H130ZM133 100V99H132ZM131 100V101H132ZM135 100V99H134ZM236 100V99H235ZM82 101V100H81ZM84 101V100H83ZM92 101V100H91ZM119 101V100H118ZM139 101V100H138ZM150 101H152V99L150 100ZM174 101V100H173ZM42 102V101H41ZM56 102V101H55ZM54 102V103H55ZM59 102V101H58ZM64 102V101H63ZM99 102V101H98ZM97 102V103H98ZM120 102V101H119ZM133 102V101H132ZM144 102V101H143ZM230 102V101H229ZM72 103H74V102H72ZM87 103H88V101H87ZM100 103V102H99ZM98 103V104H99ZM108 103H109V101H108ZM129 103V102H128ZM140 103V102H139ZM149 103V102H148ZM154 103V102H153ZM232 103V102H231ZM42 104V103H41ZM75 104V103H74ZM81 104V103H80ZM95 104V103H94ZM93 104V105H94ZM97 104V105H98ZM105 104V103H104ZM150 104V103H149ZM160 104V103H159ZM226 104V103H225ZM235 104V103H234ZM46 105V104H45ZM78 105V104H77ZM89 105H90V103H89ZM93 105H92V103H91V107H93ZM110 105H111V102H110ZM121 105V104H120ZM126 105V104H125ZM124 105V106H125ZM58 106V105H57ZM105 106V105H104ZM107 106H109V104L107 105ZM118 106V105H117ZM133 106V105H132ZM135 106V105H134ZM137 106V105H136ZM142 106V105H141ZM141 106H139V107H141ZM145 106H146V104H145ZM159 106V105H158ZM169 106V105H168ZM177 106V105H176ZM179 106V105H178ZM84 106H82V108H83ZM97 107V106H96ZM102 107V106H101ZM110 107H112V106H110ZM161 107V106H160ZM218 107H220V106H218ZM231 107V106H230ZM46 108V107H45ZM70 108H71V106H70ZM81 108V107H80ZM90 108V107H89ZM108 108V107H107ZM122 108V107H121ZM120 108V109H121ZM134 108H137V107H134ZM18 110H19V108H17ZM34 109V108H33ZM32 109V110H33ZM36 109V108H35ZM37 109H38V105H37ZM43 109V108H42ZM41 109V110H42ZM50 109V108H49ZM54 109V108H53ZM52 109V110H53ZM69 109V108H68ZM72 109V108H71ZM99 109V108H98ZM118 109V108H117ZM117 109H116V111H117ZM149 109V107L147 108V110ZM151 109V108H150ZM51 109H50V111H52ZM55 110V109H54ZM82 110V109H81ZM81 110H79V111H81ZM100 110H101V108H100ZM112 110V109H111ZM138 110H140V109H138ZM137 110V111H138ZM143 110V109H142ZM146 110V111H147ZM152 110V109H151ZM172 110H173V108H172ZM232 110V109H231ZM16 111V110H15ZM14 111V112H15ZM39 112H40V110H38ZM46 111H48V110H46ZM57 111V110H56ZM75 111V110H74ZM83 111V110H82ZM149 111V110H148ZM161 111V110H160ZM18 112V111H17ZM32 112V111H31ZM77 112V111H76ZM89 112H90V110H89ZM97 112V111H96ZM103 112H105V111H103ZM133 112V111H132ZM153 112V111H152ZM155 112V111H154ZM153 112V113H154ZM167 112V111H166ZM175 112H177V111H175ZM80 113V112H79ZM91 113V112H90ZM89 113V114H90ZM143 113L144 114H140L139 116H138V118L141 116V118H140V121H143V122H146L147 120H149V117H147L145 114V111L143 110ZM170 113V112H169ZM216 113V112H215ZM219 113V112H218ZM224 113V112H223ZM233 113V112H232ZM8 114V115H7ZM17 114V113H16ZM69 114H71L70 112H69ZM72 114H74V113H72ZM85 115H86V112L84 113ZM91 114H94L95 115V113L93 112V113H91ZM99 114V113H98ZM106 114V113H105ZM109 114V113H108ZM114 114V113H113ZM133 114V113H132ZM131 114V115H132ZM168 114V113H167ZM177 114V113H176ZM220 114V113H219ZM11 115V114H10ZM13 115V114H12ZM81 115H83V114H81ZM84 115V116H85ZM88 115V114H87ZM100 115V114H99ZM107 115V114H106ZM138 115V114H137ZM161 115H164V114H161ZM173 115H175V114H173ZM227 115V114H226ZM225 115V116H226ZM263 115V114H262ZM38 116V115H37ZM56 117H57V115H55ZM61 116V115H60ZM72 116H75V115H72ZM72 116H70V117H72ZM79 116H80V114H79ZM90 116V115H89ZM104 116V115H103ZM110 116V115H109ZM169 116V115H168ZM221 116H222V114H221ZM224 116V117H225ZM229 116V115H228ZM231 116V115H230ZM43 117H45V115L43 116ZM59 117V116H58ZM67 117H69V116H67ZM86 117V116H85ZM115 117V116H114ZM113 117V118H114ZM151 117H152V114H151ZM154 117V116H153ZM163 117H165V116H163ZM215 117V116H214ZM15 118V117H14ZM65 118V117H64ZM73 118V117H72ZM87 118V117H86ZM86 118H84V119H86ZM96 118H97V116H96ZM127 118V117H126ZM125 118V119H126ZM137 118V119H138ZM156 118H157V116H156ZM159 118V117H158ZM157 118V119H158ZM218 118V117H217ZM47 119V118H46ZM46 119H45V121H46ZM55 119V118H54ZM66 119V118H65ZM94 119V118H93ZM99 119V118H98ZM101 119V118H100ZM111 119V118H110ZM123 119V118H122ZM129 119V118H128ZM152 119V118H151ZM177 119V118H176ZM222 119V118H221ZM221 119H220V121H221ZM258 119V118H257ZM43 120V119H42ZM69 120V119H68ZM88 120H89V118H88ZM91 120V119H90ZM95 120V119H94ZM97 120V119H96ZM153 120V119H152ZM178 120V119H177ZM215 120H216V118H215ZM37 121V120H36ZM44 121V122H45ZM51 121H52V118H51ZM55 121V120H54ZM60 121V120H59ZM62 121V120H61ZM67 121V120H66ZM70 121V120H69ZM68 121V122H69ZM85 121V120H84ZM158 121V120H157ZM181 121V120H180ZM28 122H30V121H28ZM44 122L42 123V125L44 124ZM47 122V121H46ZM45 122V123H46ZM49 122V121H48ZM53 122V121H52ZM78 122H80V121H78ZM97 122V121H96ZM136 122V121H135ZM138 122V121H137ZM153 122V121H152ZM169 123H170V121H168ZM178 122V121H177ZM188 122V121H187ZM186 122V123H187ZM23 123V122H22ZM41 123V122H40ZM57 123H58V121H57ZM67 123V122H66ZM89 123V122H88ZM93 123V122H92ZM100 123H102V122H100ZM147 123V122H146ZM144 124V125H148V124ZM154 124H155V121L153 122ZM157 123V122H156ZM182 123V122H181ZM30 124V123H29ZM53 124H54V122H53ZM60 124V123H59ZM61 124H63V122L61 123ZM69 124V123H68ZM72 124V123H71ZM85 124V123H84ZM108 124V123H107ZM107 124H106V127H107ZM115 124V123H114ZM137 124V123H136ZM135 124V125H136ZM150 124V123H149ZM158 124V123H157ZM164 124V123H163ZM178 124H179V122H178ZM183 124V123H182ZM181 124V125H182ZM215 124V123H214ZM219 124V123H218ZM223 124H224V122H223ZM28 125V124H27ZM46 125V124H45ZM44 125V126H45ZM57 125V124H56ZM67 125V124H66ZM91 125H93V124H91ZM108 125H111V124H108ZM186 125V124H185ZM188 125V124H187ZM31 126V125H30ZM35 126H37V125H35ZM60 126V125H59ZM62 126V125H61ZM60 126V127H61ZM75 126V125H74ZM149 126H151V125H149ZM216 126V125H215ZM220 126V125H219ZM17 127V126H16ZM32 127V126H31ZM64 127V126H63ZM67 127V126H66ZM95 127V126H94ZM98 127V126H97ZM103 127V126H102ZM101 127V128H102ZM110 127V126H109ZM125 127V126H124ZM136 127V126H135ZM145 127H147V126H145ZM151 127H153V126H151ZM154 127H156V126H154ZM157 127H159V126H157ZM218 127V126H217ZM36 128V127H35ZM48 128V127H47ZM53 128V127H52ZM75 128V127H74ZM77 128V127H76ZM75 128V129H76ZM93 128V127H92ZM121 128V127H120ZM126 128H128V127H126ZM132 128V127H131ZM131 128H129V129H131ZM141 128V127H140ZM139 128V129H140ZM180 128H182V127H180ZM39 130L41 129V128H38ZM49 129H50V127H49ZM54 129H55V126H54ZM67 129V128H66ZM65 129V130H66ZM82 129V128H81ZM104 129V128H103ZM112 129V128H111ZM133 129V128H132ZM131 129V130H132ZM158 129V128H157ZM156 129V130H157ZM212 129H213V127H212ZM218 129V128H217ZM6 130V132L4 133V131ZM25 130V131H26ZM30 130H32V129H30ZM37 130V129H36ZM44 130V129H43ZM46 130V129H45ZM84 130V129H83ZM93 130V129H92ZM135 130V129H134ZM138 130V129H137ZM172 130V129H171ZM221 130V129H220ZM50 131V130H49ZM53 131V130H52ZM94 131V130H93ZM107 131V130H106ZM121 131V130H120ZM127 131H129L128 129H127ZM133 131V130H132ZM145 131V130H144ZM151 131V130H150ZM163 131V130H162ZM168 131V130H167ZM192 131H195V130H192ZM197 131V130H196ZM3 132V133H2ZM26 132V133H27ZM45 132V131H44ZM51 132V131H50ZM50 132H48V133H50ZM63 132V131H62ZM65 132V131H64ZM70 132V131H69ZM73 132H74V130H73ZM87 132V131H86ZM123 132V131H122ZM151 132H153V131H151ZM156 132V131H155ZM200 132V131H199ZM233 132V135H234V137H231V133ZM21 133V132H20ZM19 133V134H20ZM31 133V132H30ZM38 133V132H37ZM41 133V132H40ZM47 133V134H48ZM90 133V132H89ZM115 133V132H114ZM129 133V132H128ZM132 133H134V132H132ZM146 133H148V132H146ZM145 133V134H146ZM175 133V132H174ZM177 133V132H176ZM179 133V132H178ZM193 133V132H192ZM19 134H18V136H19ZM33 133H31V135H32ZM57 134V133H56ZM85 134V133H84ZM87 134V133H86ZM86 134H85V136H86ZM100 134V133H99ZM109 134V133H108ZM136 134V133H135ZM149 134V133H148ZM147 134V135H148ZM197 134V133H196ZM22 135V134H21ZM28 135V134H27ZM26 135V136H27ZM38 136H40L39 134H37ZM50 135V134H49ZM65 135V134H64ZM69 135V134H68ZM80 135V134H79ZM89 135V134H88ZM121 135V134H120ZM132 135V134H131ZM138 135V134H137ZM143 135H144V133H143ZM158 135V134H157ZM168 135V134H167ZM166 135V136H167ZM180 135V134H179ZM191 135V134H190ZM214 135H215V133H214ZM218 135V134H217ZM17 136V137H18ZM30 136V135H29ZM34 136H36V135H34ZM33 136V137H34ZM51 136H53V135H51ZM57 136V135H56ZM60 136V135H59ZM75 136V135H74ZM96 136V135H95ZM102 136V135H101ZM112 136V135H111ZM116 136V135H115ZM124 136V135H123ZM122 136V137H123ZM149 136V135H148ZM150 136H151V134H150ZM156 136V135H155ZM192 136V135H191ZM190 136V137H191ZM196 136V135H195ZM202 136V135H201ZM207 136H209V135H207ZM5 137V136H4ZM10 137V136H9ZM9 137H7V138H9ZM32 137V136H31ZM30 137V138H31ZM37 137V136H36ZM36 137H35V139H36ZM72 137V136H71ZM80 137V136H79ZM125 137V136H124ZM140 137V136H139ZM138 137V138H139ZM152 137V136H151ZM150 137V138H151ZM170 137H171V135H170ZM197 137H198V135H197ZM200 137V136H199ZM22 138H23V136H22ZM45 138V137H44ZM61 138V137H60ZM62 138H63V136H62ZM66 138V137H65ZM65 138H63V139H65ZM85 138V137H84ZM102 138H103V136H102ZM141 138V137H140ZM145 139H146V137H144ZM155 138V137H154ZM160 138V137H159ZM162 138H163V136H162ZM169 138V137H168ZM194 138V137H193ZM206 138V137H205ZM208 138V137H207ZM214 138V137H213ZM2 139V138H1ZM13 139V138H12ZM33 139V138H32ZM50 139V138H49ZM49 139H48V141H49ZM55 139V138H54ZM81 139V138H80ZM106 138L104 137V140H105ZM111 139V138H110ZM135 139V138H134ZM142 139V138H141ZM171 139V138H170ZM196 139V138H195ZM198 139V138H197ZM201 139V138H200ZM210 139H212V138H210ZM217 139V138H216ZM24 140V139H23ZM41 140H43V139H41ZM52 140V139H51ZM62 140V139H61ZM60 139H59V141H61ZM66 140V139H65ZM74 140V139H73ZM94 140V139H93ZM99 140V139H98ZM116 140V139H115ZM125 140V139H124ZM130 140V139H129ZM155 140V139H154ZM166 140V139H165ZM202 140V139H201ZM200 140V141H201ZM205 140V139H204ZM17 141V140H16ZM64 141V140H63ZM62 141V142H63ZM78 141H80L79 139H78ZM88 141H90V140H88ZM109 141V140H108ZM117 141V140H116ZM126 141V140H125ZM125 141H123V142H125ZM131 141V140H130ZM139 141V140H138ZM192 141V140H191ZM199 141V142H200ZM206 141V140H205ZM204 141V142H205ZM209 141V140H208ZM11 142H12V140H11ZM20 142V141H19ZM50 142V141H49ZM54 142V141H53ZM69 142V141H68ZM75 142V141H74ZM85 142V141H84ZM98 142V141H97ZM99 142H101V141H99ZM105 142V141H104ZM119 142H121V141H119ZM142 142V141H141ZM152 142V141H151ZM150 142V143H151ZM154 142V141H153ZM196 142H198V141H196ZM202 142H203V140H202ZM218 142L216 143V142H213L212 144H211V150L212 151H215V150H213L214 149V144H215V146H217V144H218ZM2 143V142H1ZM22 143H23V141H22ZM29 143V142H28ZM37 143V142H36ZM47 143V142H46ZM55 143H57L56 141H55ZM60 143V142H59ZM73 143V142H72ZM93 143V142H92ZM111 143V142H110ZM114 143V142H113ZM126 143V142H125ZM128 143V142H127ZM144 143H145V141H144ZM208 143V142H207ZM3 144V143H2ZM11 143H9V145H10ZM30 144V143H29ZM35 144V143H34ZM42 144V143H41ZM63 144V143H62ZM82 144V143H81ZM115 144V143H114ZM122 144V143H121ZM148 144V143H147ZM155 144V143H154ZM158 144V143H157ZM162 144V143H161ZM168 144V143H167ZM187 144H189V143H187ZM190 144H191V142H190ZM194 144V143H193ZM199 144V143H198ZM13 145V144H12ZM18 145H19V143H18ZM23 145V144H22ZM31 145V144H30ZM29 145V146H30ZM35 145H37V144H35ZM33 146V147H35V149H36V146ZM46 145V144H45ZM56 145V144H55ZM58 145V144H57ZM60 145V144H59ZM70 145V144H69ZM99 145H102V144H99ZM123 145V144H122ZM143 145V144H142ZM142 145H141V147H142ZM146 145V144H145ZM152 145V144H151ZM169 145H170V143H169ZM219 145V144H218ZM25 146H27V145H25ZM32 146V145H31ZM41 146V145H40ZM51 146V145H50ZM54 146V145H53ZM63 146V145H62ZM66 146V145H65ZM64 146V147H65ZM81 146V145H80ZM91 146H92V144H91ZM91 146H89V149L91 148ZM140 145H138V147H139ZM161 146V145H160ZM163 146V145H162ZM165 146V145H164ZM185 146V145H184ZM205 146V145H204ZM21 147V146H20ZM39 147V146H38ZM47 147V146H46ZM68 147V146H67ZM78 147H79V145H78ZM101 147V146H100ZM106 147V146H105ZM109 147V146H108ZM120 147V146H119ZM118 147V148H119ZM166 147V146H165ZM186 147V146H185ZM190 147V146H189ZM197 147V146H196ZM202 147V146H201ZM206 147V146H205ZM5 149H7V146L6 147H4ZM10 148H12V146L10 147ZM23 148H25V147H23ZM48 148V147H47ZM58 148H59V146H58ZM94 148V147H93ZM115 148V147H114ZM143 148H144V146H143ZM154 148V147H153ZM167 148V147H166ZM209 148V147H208ZM9 149V148H8ZM13 149V148H12ZM33 149V148H32ZM72 149V148H71ZM80 149V148H79ZM78 149V150H79ZM89 149H87V147L86 148H84V149H82L81 151H78L77 149V154H76V156H78L77 157V159L75 160V163L74 164H76L77 166H81V160L83 159V157H85V158H87L86 156H88V155H90V153H89ZM95 150H96V148H94ZM112 149V148H111ZM116 149V148H115ZM157 149H159V148H157ZM157 149H156V151H157ZM203 149V148H202ZM205 149V148H204ZM4 150V149H3ZM23 150V149H22ZM38 150H40V149H38ZM66 150V149H65ZM69 150V149H68ZM73 150V149H72ZM75 150V149H74ZM73 150V151H74ZM84 150V151H83ZM91 150H92V148H91ZM133 150V149H132ZM131 150V151H132ZM146 150V149H145ZM150 150H151V147H150ZM164 150V149H163ZM168 150L171 152V150H170V148H168ZM186 150H188V149H186ZM190 150V149H189ZM196 150V149H195ZM194 150V151H195ZM205 150H207V149H205ZM237 150V149H236ZM262 150V151H261ZM0 151H2V149L0 150ZM8 151H10V150H8ZM61 151V150H60ZM152 151V150H151ZM179 151V150H178ZM36 152V151H35ZM39 152V151H38ZM48 152H49V150H48ZM47 152V153H48ZM68 152V151H67ZM91 152V151H90ZM97 152V151H96ZM118 152H120V151H118ZM123 152V151H122ZM130 152V151H129ZM143 152V151H142ZM191 152V151H190ZM192 152H193V150H192ZM201 152V151H200ZM210 152V151H209ZM6 153V152H5ZM22 153V152H21ZM40 153V152H39ZM53 153H54V155H55V151H53ZM71 153V152H70ZM69 153V154H70ZM117 153V152H116ZM125 153V152H124ZM133 153V152H132ZM139 153V152H138ZM148 153H150V152H148ZM169 153V152H168ZM172 153V152H171ZM170 153V154H171ZM176 153V152H175ZM182 153V152H181ZM186 153V152H185ZM207 153V152H206ZM212 153V152H211ZM214 153V152H213ZM242 153V152H241ZM0 154H3V153H0ZM26 154V153H25ZM43 154V153H42ZM58 154V153H57ZM96 154V153H95ZM98 154V153H97ZM108 154V153H107ZM121 154V153H120ZM128 155H129V153H127ZM164 154V153H163ZM177 154V153H176ZM180 154V153H179ZM183 155H184V153H182ZM200 154V153H199ZM203 154V153H202ZM210 154V153H209ZM245 154V153H244ZM248 154V153H247ZM6 155V154H5ZM44 155V154H43ZM110 155V154H109ZM123 155V154H122ZM138 155V154H137ZM146 155H148V154H146ZM167 155H169V154H167ZM206 155V154H205ZM242 155H243V153H242ZM246 155V154H245ZM22 156V155H21ZM42 156V155H41ZM58 156V155H57ZM57 156H56V158H57ZM70 156H73V157H75L74 155H70ZM96 156V155H95ZM99 156V155H98ZM102 156V155H101ZM125 156V155H124ZM143 156V155H142ZM151 156H153V155H151ZM159 156V155H158ZM157 156V157H158ZM203 156V155H202ZM253 156V155H252ZM19 149L18 148H15V153L13 154V156H12V158H11V156H6V158H3V160L5 161L4 162V164L2 165V162H1V164H0V180H6V183H5V186L7 185V184H9L8 186L11 188V191H12V193L14 194V195H17V194H19V193H22V192H20L19 191V193L17 192V190L16 189H18V188H16V186H18V180H17V178L20 176V174L22 173V171H21V168L19 167ZM28 157H29V155H28ZM31 157V156H30ZM43 157V156H42ZM42 157H40V158H42ZM51 157V156H50ZM92 157H93V155H92ZM111 157V156H110ZM109 157V158H110ZM179 157V156H178ZM199 157V156H198ZM209 156H207L206 158L207 159H209L208 158ZM214 157V156H213ZM1 158V157H0ZM27 158V157H26ZM52 158V157H51ZM55 158V159H56ZM95 158V157H94ZM112 158V157H111ZM126 158V157H125ZM139 158V157H138ZM137 158V159H138ZM152 158V157H151ZM150 158V159H151ZM167 158V157H166ZM183 158V157H182ZM203 157H201V159H202ZM205 158V159H206ZM262 158V159H261ZM73 159V158H72ZM91 159V158H90ZM100 159V158H99ZM114 159V158H113ZM142 158H140V160H141ZM144 159V158H143ZM161 159V158H160ZM187 159V158H186ZM198 159V158H197ZM21 160V159H20ZM24 160H25V157H24ZM24 160H21V162L22 161H24ZM30 160V159H29ZM54 160V159H53ZM59 160V159H58ZM70 160H71V158H70ZM93 160H96V159H93ZM98 160V159H97ZM96 160V161H97ZM101 160V159H100ZM112 160V159H111ZM133 160V159H132ZM135 160V159H134ZM133 160V161H134ZM149 160V159H148ZM147 160V161H148ZM210 160V159H209ZM212 161H214L215 159L214 158H212L211 159ZM35 161V160H34ZM44 161V160H43ZM52 161V160H51ZM121 161V160H120ZM119 161V157H117L116 158V160L114 161V163H113V167L114 166H116V169H117V167H119V165H120V162ZM137 161V160H136ZM146 161V162H147ZM166 161V160H165ZM179 161V160H178ZM199 161V160H198ZM198 161H197V163H198ZM205 161V160H204ZM203 161V162H204ZM218 161V160H217ZM222 161V160H221ZM236 161V160H235ZM255 161V160H254ZM27 162V161H26ZM31 162V161H30ZM55 162H56V160H55ZM123 162V161H122ZM144 162H145V159H144ZM161 162H163V161H161ZM182 162V161H181ZM256 162V161H255ZM42 163H44V162H42ZM88 163H89V161H88ZM104 163V162H103ZM105 163H106V161H105ZM131 163V162H130ZM138 163H140L139 161H138ZM137 163V164H138ZM149 163V162H148ZM168 163V162H167ZM179 163V162H178ZM196 163V164H197ZM201 163V162H200ZM210 163H211V161H210ZM31 164V163H30ZM47 164H49V163H47ZM125 164V163H124ZM134 164V163H133ZM154 164V163H153ZM170 164V163H169ZM184 164V163H183ZM204 164V163H203ZM221 164V163H220ZM223 164V163H222ZM264 164V163H263ZM27 165H29V163L27 164ZM44 165V164H43ZM51 165H52V163H51ZM54 165V164H53ZM69 165V164H68ZM73 165V164H72ZM101 165V164H100ZM135 165V164H134ZM149 165V164H148ZM158 165V164H157ZM162 165V164H161ZM175 165V164H174ZM202 165V164H201ZM224 165V164H223ZM229 165V164H228ZM231 165V164H230ZM49 166V165H48ZM136 166V165H135ZM138 166H141V165H139L138 164ZM163 166H165V164L163 165ZM172 166V165H171ZM180 166V165H179ZM195 166V165H194ZM197 166V165H196ZM206 166V165H205ZM210 166V165H209ZM248 166V165H247ZM52 167V166H51ZM64 167V166H63ZM75 167V166H74ZM97 167V166H96ZM111 167V166H110ZM132 167H133V165H132ZM137 167V166H136ZM150 167V166H149ZM160 167V166H159ZM176 167V166H175ZM182 167V166H181ZM224 167V166H223ZM6 168V169H5ZM23 168V167H22ZM43 168L44 167H42V170H43ZM46 168V167H45ZM55 168V167H54ZM68 167H66L65 169H67ZM78 168V167H77ZM134 168V167H133ZM132 168V169H133ZM139 168V167H138ZM153 168V167H152ZM158 168V167H157ZM174 168V167H173ZM178 168V167H177ZM205 168H207V167H205ZM242 168V167H241ZM5 169V170H4ZM84 169V168H83ZM88 169V168H87ZM98 169V168H97ZM102 169H104V168H102ZM110 169V168H109ZM112 169V168H111ZM120 169V168H119ZM127 169V168H126ZM129 169V168H128ZM142 169V168H141ZM159 169V168H158ZM172 169V168H171ZM176 169V168H175ZM174 169V170H175ZM196 169H198V168H196ZM204 169V168H203ZM213 169V168H212ZM240 169V168H239ZM249 169V168H248ZM260 169V168H259ZM32 170V169H31ZM49 170V169H48ZM68 170V169H67ZM72 170V169H71ZM78 170H81V169H78ZM114 170V169H113ZM144 170V169H143ZM151 170V169H150ZM154 170V169H153ZM157 170V169H156ZM169 170V169H168ZM201 170V169H200ZM199 170V171H200ZM207 170V169H206ZM209 170V169H208ZM207 170V171H208ZM216 170V169H215ZM233 170V169H232ZM261 170V169H260ZM20 171H21V173H20ZM24 171V170H23ZM34 171H35V169H34ZM44 171V170H43ZM61 171V170H60ZM59 171V172H60ZM110 171H112V170H110ZM121 171H124V170H121ZM134 171V170H133ZM165 171H167V170H165ZM176 171V170H175ZM190 171H192V170H190ZM248 171V170H247ZM255 171H256V169H255ZM63 172V171H62ZM66 172V171H65ZM79 172V171H78ZM89 172V171H88ZM96 172V171H95ZM119 172V171H118ZM138 172V171H137ZM157 172V171H156ZM169 173H170V171H168ZM197 172V171H196ZM230 172V171H229ZM245 173H246V171H244ZM24 173V172H23ZM47 173V172H46ZM58 172H56V174H57ZM69 173V172H68ZM124 173V172H123ZM122 173V174H123ZM155 173V172H154ZM173 173V172H172ZM171 173V174H172ZM198 173V172H197ZM211 173V172H210ZM223 173V172H222ZM244 173V174H245ZM249 173V172H248ZM259 173V172H258ZM260 173H262V172H260ZM40 174H41V172L39 173V176H40ZM49 174V173H48ZM70 174V173H69ZM72 174H77V172H73ZM96 174V173H95ZM118 174V173H117ZM127 174V173H126ZM126 174H124V175H126ZM136 174V173H135ZM170 174V175H171ZM193 174H194V172H193ZM230 174V173H229ZM50 175H51V172H50ZM50 175H49V177H50ZM108 175V174H107ZM123 175V176H124ZM129 175H131V174H129ZM137 175V174H136ZM136 175H134V176H136ZM153 175V174H152ZM160 175H161V173H160ZM159 175V176H160ZM170 175H169V177H170ZM195 175V174H194ZM198 175V174H197ZM196 175V176H197ZM247 175V174H246ZM250 175V174H249ZM25 176V175H24ZM47 176V175H46ZM75 176V175H74ZM100 176V175H99ZM111 176V175H110ZM115 175H113V177H114ZM122 176V177H123ZM132 176V175H131ZM131 176H129V180H130V178H131ZM142 176V175H141ZM144 176V175H143ZM146 176V175H145ZM163 176V175H162ZM186 176V175H185ZM190 176V175H189ZM48 177V176H47ZM57 177V176H56ZM61 177H62V175H61ZM60 177V178H61ZM109 177V176H108ZM108 177H106L107 179H108ZM119 177V176H118ZM148 177V176H147ZM150 177H152V176H150ZM198 177V176H197ZM209 177V176H208ZM213 177V176H212ZM252 177H254V176H252ZM256 177H258V176H256ZM23 178V177H22ZM26 178V177H25ZM28 178H30V177H28ZM33 178V177H32ZM54 178V177H53ZM59 178V179H60ZM64 178V177H63ZM67 178V177H66ZM75 178V177H74ZM112 178V177H111ZM125 178H127V177H125ZM135 179L137 178V177H134ZM133 177H132V179H134ZM141 178V177H140ZM184 178V177H183ZM186 178H188V177H186ZM185 178V179H186ZM190 178V177H189ZM210 178V177H209ZM249 178V177H248ZM37 179V178H36ZM35 179V180H36ZM38 179H39V177H38ZM43 179V178H42ZM70 179H71V177H70ZM69 178H68V180H70ZM77 179V178H76ZM92 179V178H91ZM113 179V178H112ZM120 179H121V177H120ZM119 179V180H120ZM132 179H131V181H132ZM142 179V178H141ZM145 179V178H144ZM143 179V180H144ZM156 179V178H155ZM161 179V178H160ZM165 179V178H164ZM166 179H169V178H167L166 177ZM165 179V180H166ZM194 179V178H193ZM215 179V178H214ZM251 179H253V178H251ZM255 179V178H254ZM22 180V179H21ZM24 180V179H23ZM41 180V179H40ZM55 181H57V179H54ZM116 180V179H115ZM138 180H140V179H138ZM142 180V181H143ZM159 180V179H158ZM189 180V179H188ZM197 180V179H196ZM229 180V179H228ZM247 180V179H246ZM250 180V179H249ZM77 181V180H76ZM90 181H92V180H90ZM112 181V180H111ZM117 182H118V180H116ZM121 181V180H120ZM134 181V180H133ZM132 181V182H133ZM224 181V180H223ZM251 181V180H250ZM260 181V180H259ZM1 182V181H0ZM21 182V181H20ZM34 182V181H33ZM42 182V181H41ZM50 182H52L51 180H50ZM50 182H48V184L50 183ZM63 182H64V180H63ZM84 182V181H83ZM82 182V183H83ZM116 182V183H117ZM158 182V181H157ZM192 182V181H191ZM194 182V181H193ZM196 182V181H195ZM194 182V183H195ZM232 182V181H231ZM23 183V182H22ZM53 183H55V182H53ZM69 183V182H68ZM79 183H81V182H79ZM82 183L80 184V185H82ZM93 183V182H92ZM120 183V182H119ZM122 183V182H121ZM124 183V182H123ZM135 183V182H134ZM137 183H138V181H137ZM142 183V182H141ZM141 183H140V185H141ZM145 183V182H144ZM154 183H156V182H154ZM183 183V182H182ZM251 184H252V181L250 182ZM256 183V182H255ZM255 183H253V184H255ZM1 184H3V182L1 183ZM28 184V183H27ZM30 184V183H29ZM51 184V183H50ZM61 184V183H60ZM60 184H57V185H60ZM64 184V183H63ZM62 184V185H63ZM66 184H67V182H66ZM88 184H90V183H88ZM109 184V183H108ZM114 184V183H113ZM190 184V183H189ZM231 184V183H230ZM22 185V184H21ZM53 185V184H52ZM56 185V186H57ZM117 185H119V184H117ZM134 185V184H133ZM155 185V184H154ZM195 185V184H194ZM228 185V184H227ZM236 185V184H235ZM250 184H248V186H249ZM256 185V184H255ZM3 186V191H1L0 190V201L1 202H3V201H5V203H6V201H10L8 198H9V194H8V196H6L7 195V193L5 192V190H7L8 188L6 187L5 188V186H4V184L2 185ZM25 186V185H24ZM29 186V185H28ZM31 186H34V185H31ZM55 186V185H54ZM64 186V185H63ZM63 186H61V187H59V189L60 188H62ZM72 186V185H71ZM109 186V185H108ZM116 186V185H115ZM120 186V185H119ZM122 186V185H121ZM125 186V185H124ZM182 186V185H181ZM191 186V185H190ZM190 186H188V187H190ZM226 186V185H225ZM241 186V185H240ZM251 186V185H250ZM253 186V185H252ZM251 186V187H252ZM30 187V186H29ZM74 187V186H73ZM86 187V186H85ZM89 187H90V185H89ZM88 187V188H89ZM103 187V186H102ZM127 187V186H126ZM153 187V186H152ZM187 187V188H188ZM243 187V186H242ZM250 187V188H251ZM21 188H23V187H21ZM55 188V187H54ZM64 188V187H63ZM62 188V189H63ZM66 188H68V187H66ZM69 188H70V186H69ZM75 188V187H74ZM87 188V187H86ZM88 188H87V190H88ZM100 188V187H99ZM111 188V187H110ZM109 188V189H110ZM132 188V187H131ZM140 188V187H139ZM163 188V187H162ZM183 188V187H182ZM193 188V187H192ZM247 188V187H246ZM264 188V187H263ZM1 189H2V187H1ZM26 189L27 188H25L24 190L26 191ZM45 189V188H44ZM71 189V188H70ZM83 189V188H82ZM81 189V190H82ZM101 189V188H100ZM112 189V188H111ZM151 189V188H150ZM181 189V188H180ZM198 189V188H197ZM197 189H195V190H197ZM228 190L230 189V187L229 188H227ZM238 189V188H237ZM254 189H257V188H254ZM22 190V189H21ZM28 190V189H27ZM55 190V189H54ZM54 190H52V191H54ZM67 190V189H66ZM77 190H79L78 188H77ZM86 190V189H85ZM126 190H127V188H126ZM149 190V189H148ZM154 190H156V189H154ZM175 190V189H174ZM186 190V189H185ZM249 190L250 189H248V191L247 192H249ZM260 190H261V186H260ZM262 190H264V189H262ZM25 191H24V193H25ZM46 191V190H45ZM44 191V192H45ZM63 191V190H62ZM68 191V190H67ZM70 191V190H69ZM72 191H73V189H72ZM98 191V190H97ZM110 191V190H109ZM114 191V190H113ZM133 191H134V189H133ZM136 191V190H135ZM164 191V190H163ZM198 191V190H197ZM230 191V190H229ZM236 191V190H235ZM234 191V192H235ZM239 191V190H238ZM79 192V191H78ZM85 192V191H84ZM98 192H100V191H98ZM102 192V191H101ZM126 192V191H125ZM128 192H129V189H128ZM128 192H127V194H128ZM154 192V191H153ZM156 192V191H155ZM178 192V191H177ZM181 192V191H180ZM190 192V191H189ZM188 192V193H189ZM200 192V191H199ZM225 192H226V190H225ZM232 192V191H231ZM230 192V193H231ZM240 192V191H239ZM254 192V191H253ZM50 193V192H49ZM48 193V194H49ZM60 193V192H59ZM81 193H83V192H81ZM110 193V192H109ZM123 193V192H122ZM176 193V192H175ZM182 193V192H181ZM180 193V194H181ZM192 193V192H191ZM229 193V194H230ZM238 193V192H237ZM236 193V194H237ZM241 193V192H240ZM252 193V192H251ZM254 193H256V192H254ZM262 193V192H261ZM23 194V193H22ZM36 194V193H35ZM55 194V193H54ZM61 194V193H60ZM64 194V193H63ZM66 194H67V192H66ZM80 194V193H79ZM97 194V193H96ZM162 194V193H161ZM178 194V193H177ZM199 194V193H198ZM263 194V193H262ZM20 195V194H19ZM19 195H18V197H19ZM27 195V194H26ZM46 195V194H45ZM45 195H42V196H45ZM49 195H51V194H49ZM48 195V196H49ZM82 195V194H81ZM81 195H79L80 197H81ZM99 195H100V193H99ZM109 195H111V194H109ZM113 195V194H112ZM114 195H115V193H114ZM117 195V194H116ZM124 195V194H123ZM135 195V194H134ZM140 195V194H139ZM143 195V194H142ZM146 195V194H145ZM150 195V194H149ZM153 195V194H152ZM171 195V194H170ZM176 195V194H175ZM183 195V194H182ZM182 195H181V197H182ZM226 195V194H225ZM239 195V194H238ZM248 195V194H247ZM259 195V194H258ZM13 195L11 194V197H12ZM39 196H40V194H39ZM60 196V195H59ZM66 196V195H65ZM73 196V195H72ZM76 196V195H75ZM128 196H130L129 194H128ZM127 196V197H128ZM147 196V195H146ZM180 196V195H179ZM184 196H186V195H184ZM197 196V195H196ZM227 196H228V194H227ZM252 196V195H251ZM257 196V195H256ZM11 197H10V199H11ZM23 197H25V196H23ZM22 197V198H23ZM32 197V196H31ZM91 197H94V196H91ZM90 197V198H91ZM96 197V196H95ZM94 197V198H95ZM98 197V196H97ZM102 197H104V196H102ZM109 197V196H108ZM115 197V196H114ZM121 197V196H120ZM119 197V198H120ZM148 197V196H147ZM154 197H155V195H154ZM162 197V196H161ZM175 197V196H174ZM198 197H200V195L198 196ZM237 197V196H236ZM21 198V199H22ZM33 198V197H32ZM43 198V197H42ZM77 198H79L78 196H77ZM106 198V200H107V197H105ZM110 198H112V197H110ZM123 198H126V197H123ZM138 198V197H137ZM176 198V197H175ZM226 198V197H225ZM253 199H255L256 197L254 196V197H252ZM17 199V198H16ZM30 199V198H29ZM47 199V198H46ZM52 199V198H51ZM70 199V198H69ZM99 199V198H98ZM128 199V198H127ZM131 199V198H130ZM145 199V198H144ZM147 199V198H146ZM200 199V198H199ZM250 199V198H249ZM259 199H260V197H259ZM264 199V198H263ZM23 200V199H22ZM39 200V199H38ZM49 200V199H48ZM56 200V199H55ZM57 200H58V197H57ZM71 200V199H70ZM91 200V199H90ZM89 200V201H90ZM96 200V199H95ZM102 200V199H101ZM122 200V199H121ZM133 200V199H132ZM171 200V199H170ZM176 200V199H175ZM178 200V199H177ZM176 200V201H177ZM185 200V199H184ZM226 200V199H225ZM246 200H248V199H245V201ZM20 201V200H19ZM61 201H63V200H61ZM76 201V200H75ZM93 201V200H92ZM105 201V200H104ZM111 201V200H110ZM126 201V200H125ZM128 201H129V199H128ZM127 201V202H128ZM134 201V200H133ZM144 201V200H143ZM166 201V200H165ZM186 201V200H185ZM234 201V200H233ZM39 202V201H38ZM42 202V201H41ZM46 202V201H45ZM51 202V201H50ZM73 202V201H72ZM96 202V201H95ZM163 202V201H162ZM257 202V201H256ZM259 202V201H258ZM15 203V202H14ZM55 203H56V201H55ZM67 203V202H66ZM90 203V202H89ZM112 203H113V201H112ZM121 203V202H120ZM126 203V202H125ZM133 203V202H132ZM175 203V202H174ZM177 203V202H176ZM182 203V202H181ZM212 203V202H211ZM235 203V202H234ZM249 203V202H248ZM2 204V203H1ZM30 204V203H29ZM38 204V203H37ZM51 204V203H50ZM99 204V203H98ZM110 204V203H109ZM116 204V203H115ZM123 204H124V201H123ZM143 204V203H142ZM150 204V203H149ZM169 204V203H168ZM243 203H241V205H242ZM258 204V203H257ZM261 204V203H260ZM3 205V204H2ZM11 205V206H10ZM10 205L9 206H7V207H4V206H2L1 208H0V216L2 217V222H3V224L5 223V225L3 226L2 224H0V227H2L3 229H5V227H8V226H11V225H18L17 223H18V221L22 218V216H23V214L22 215H20V203H17V204H11L10 203ZM25 205H28V204H25ZM36 205V204H35ZM34 205V206H35ZM39 205H40V203H39ZM52 205V204H51ZM88 205V204H87ZM90 205V204H89ZM131 205V204H130ZM137 205V204H136ZM159 205V204H158ZM165 205V204H164ZM163 205V206H164ZM182 205V204H181ZM184 205V204H183ZM238 205V204H237ZM23 206V205H22ZM29 206V205H28ZM27 206V207H28ZM50 206V205H49ZM118 206V205H117ZM117 206H116V209H117ZM121 205H119V207H120ZM125 206V205H124ZM133 206V205H132ZM162 206V207H163ZM232 206V205H231ZM236 206V205H235ZM235 206H234V208H235ZM257 206V205H256ZM262 206V205H261ZM45 207V206H44ZM54 207V206H53ZM86 207V206H85ZM108 207V206H107ZM107 207H106V209H107ZM113 207V206H112ZM136 207V206H135ZM165 207V206H164ZM180 207V206H179ZM183 207V206H182ZM238 207V206H237ZM248 207V206H247ZM250 207H251V205H250ZM254 207V206H253ZM252 207V208H253ZM92 208H95V207H92ZM160 208V207H159ZM171 208H172V206H171ZM176 208V206L174 207V209ZM234 208H233V211H234ZM39 209V208H38ZM45 209V208H44ZM63 209H66V208H63ZM90 209V208H89ZM105 209V210H106ZM115 209V208H114ZM115 209V210H116ZM121 209H123V208H121ZM124 209H126V208H124ZM168 209H170V208H168ZM178 209V208H177ZM185 209V208H184ZM230 209V208H229ZM231 209H232V207H231ZM238 209V208H237ZM248 209V208H247ZM34 210V209H33ZM99 210V209H98ZM112 210V209H111ZM139 210V209H138ZM166 210V209H165ZM193 211H194V209H192ZM197 210H199V209H197ZM203 210V209H202ZM253 210V209H252ZM31 211V210H30ZM41 211V210H40ZM96 211V210H95ZM107 211V210H106ZM124 211H126V210H124ZM142 211V210H141ZM163 211V210H162ZM169 211V210H168ZM181 211V210H180ZM185 211V210H184ZM183 211V212H184ZM187 211V210H186ZM185 211V212H186ZM196 211V210H195ZM245 211V210H244ZM250 211V210H249ZM248 211V212H249ZM254 211V210H253ZM256 211V210H255ZM254 211V212H255ZM44 212V211H43ZM88 212V211H87ZM101 212V211H100ZM102 212H103V210H102ZM101 212V213H102ZM108 212V211H107ZM106 212V213H107ZM114 212V211H113ZM119 212V211H118ZM123 212V211H122ZM128 212V211H127ZM130 212V211H129ZM128 212V213H129ZM167 212V211H166ZM172 212V211H171ZM198 212H200V211H198ZM204 212V211H203ZM259 212V211H258ZM33 213V212H32ZM36 213H37V211H36ZM49 213V212H48ZM59 213V212H58ZM81 213V212H80ZM86 213V212H85ZM109 213V212H108ZM110 213H112V212H110ZM153 213V212H152ZM174 213V212H173ZM180 213V212H179ZM205 213V212H204ZM223 213V212H222ZM231 213V212H230ZM27 214V213H26ZM41 214V213H40ZM40 214H39V216H40ZM50 214V213H49ZM88 215H89V213H87ZM94 214H96V213H94ZM103 214H105V213H103ZM116 214H118V213H116ZM166 214V213H165ZM185 214V213H184ZM194 214H195V212H194ZM233 214V213H232ZM243 214V213H242ZM33 215V214H32ZM52 215V214H51ZM90 215H92V214H90ZM101 215V214H100ZM107 215V214H106ZM109 215V214H108ZM114 215H115V213H114ZM123 215V214H122ZM125 215V214H124ZM142 215V214H141ZM140 215V216H141ZM167 215V214H166ZM165 215V216H166ZM182 215V214H181ZM190 215H192V213L190 214ZM235 215V214H234ZM251 215H252V213H251ZM250 215V216H251ZM256 215V214H255ZM28 216V215H27ZM45 216V215H44ZM46 216H48V215H46ZM117 216H120V214L119 215H117ZM126 216V215H125ZM131 216V215H130ZM130 216H129V218H130ZM133 216V215H132ZM172 216V215H171ZM170 216V217H171ZM189 216V215H188ZM211 216V215H210ZM232 216V215H231ZM240 216V215H239ZM248 216V215H247ZM26 217V216H25ZM33 217V216H32ZM41 217V216H40ZM61 216H59V218H60ZM93 217V216H92ZM91 217V218H92ZM98 217H100V216H97V217H95V218H97L98 219ZM102 217V216H101ZM114 217V216H113ZM116 217V216H115ZM121 217V216H120ZM155 217V216H154ZM193 217V216H192ZM205 217V216H204ZM214 217V216H213ZM253 217V216H252ZM261 217V216H260ZM23 218H24V216H23ZM28 218V217H27ZM29 218H31V217H29ZM37 218V217H36ZM53 218H55V217H53ZM57 218V217H56ZM55 218V219H56ZM82 218H85V216H83ZM145 218V217H144ZM150 219H151V217H149ZM148 218V219H149ZM162 218H165V217H162ZM203 218V217H202ZM207 218H209V217H207ZM255 218V217H254ZM263 218V217H262ZM40 219V218H39ZM43 219V218H42ZM51 219V217L49 218V220ZM55 219H53V220H55ZM96 219V220H97ZM124 219V218H123ZM138 219V218H137ZM142 219V218H141ZM181 219V218H180ZM183 219V218H182ZM224 219V218H223ZM241 219V218H240ZM244 219V218H243ZM248 219V218H247ZM258 219H259V217H258ZM257 219V220H258ZM38 220V219H37ZM52 220V221H53ZM114 220V219H113ZM116 220V219H115ZM118 220H121V219H118ZM118 220H117V222H118ZM134 220V219H133ZM161 220V219H160ZM176 220V219H175ZM198 220V219H197ZM207 220V219H206ZM237 220V219H236ZM245 220V219H244ZM264 220V219H263ZM1 221V220H0ZM29 221V220H28ZM44 221V220H43ZM48 221V220H47ZM56 221V220H55ZM92 221V220H91ZM98 221V220H97ZM126 221V220H125ZM137 221H139V219L137 220ZM136 221V222H137ZM164 221V220H163ZM249 221V220H248ZM251 221V220H250ZM21 222H22V220H21ZM26 222V221H25ZM24 222V223H25ZM45 222V221H44ZM81 222H83V221H81ZM88 222V221H87ZM122 222V221H121ZM130 222V221H129ZM128 222V223H129ZM154 222V221H153ZM159 222V221H158ZM162 222V221H161ZM160 222V223H161ZM188 222V221H187ZM233 222V221H232ZM240 222H242V221H240ZM28 223V222H27ZM34 223V222H33ZM42 223V222H41ZM56 223V222H55ZM75 223H77V222H75ZM116 223V222H115ZM126 223V222H125ZM124 223V224H125ZM131 223V222H130ZM148 223V222H147ZM163 223V222H162ZM161 223V224H162ZM170 223V222H169ZM186 223V222H185ZM246 223V222H245ZM245 223H243L242 225H244ZM251 223V222H250ZM249 223V224H250ZM258 223V222H257ZM261 223H263V222H261ZM22 224V223H21ZM35 224V226H36V223H34ZM43 224V223H42ZM69 224V223H68ZM80 224V223H79ZM93 224V223H92ZM97 224V223H96ZM103 224V223H102ZM134 224V223H133ZM153 224V223H152ZM165 224V223H164ZM173 223H171V224H169V225H172ZM189 224V223H188ZM190 224H192V223H190ZM237 225H238V223H236ZM252 224V223H251ZM25 226H26V224H24ZM31 225V224H30ZM55 225H57V224H55ZM114 225V224H113ZM120 225H122L121 223L119 224V225H117V226H120ZM143 224H141L140 226H142ZM145 225V224H144ZM143 225V226H144ZM151 225V224H150ZM168 225V224H167ZM184 225V224H183ZM182 225V226H183ZM187 225V224H186ZM195 225V223H193V226ZM233 225V224H232ZM246 225H247V223H246ZM254 225V224H253ZM261 225H263V224H261ZM32 226V225H31ZM77 226H78V224H77ZM81 226V225H80ZM83 226V225H82ZM100 226V225H99ZM104 226V225H103ZM109 226V224L107 225V227ZM111 226V225H110ZM134 226H136V225H134ZM147 226H148V224H147ZM152 226V225H151ZM154 226V225H153ZM158 226V225H157ZM190 226V225H189ZM189 226H188V228H189ZM221 226V225H220ZM241 226V225H240ZM259 226V225H258ZM30 227V226H29ZM28 227V228H29ZM33 227V226H32ZM43 226H41V228H42ZM75 228H76V226H74ZM95 227V226H94ZM102 227V226H101ZM115 227V226H114ZM126 227V226H125ZM150 227V226H149ZM163 227V226H162ZM172 227H174V225L172 226ZM176 227V226H175ZM181 227V226H180ZM185 227V226H184ZM196 227H197V225H196ZM195 227V228H196ZM257 227V226H256ZM260 227V226H259ZM259 227H257V228H259ZM12 228H14V227H12ZM47 228H49V227H47ZM74 228V229H75ZM83 228V227H82ZM87 228V227H86ZM99 228V227H98ZM97 228V229H98ZM106 228V227H105ZM111 228H113L112 226H111ZM132 228V227H131ZM147 228V227H146ZM182 228V227H181ZM200 228V227H199ZM239 228V227H238ZM17 229V228H16ZM73 229V228H72ZM73 229V230H74ZM118 229V228H117ZM120 229H121V226H120ZM125 229H127V228H125ZM140 229V228H139ZM149 229V228H148ZM147 229V230H148ZM157 229V228H156ZM169 229V228H168ZM173 229V228H172ZM172 229H171V231H172ZM178 229V228H177ZM220 230H222L221 228H219ZM218 229V230H219ZM260 229H261V227H260ZM259 229V230H260ZM8 230V229H7ZM37 230V229H36ZM39 230V229H38ZM92 230H93V228H92ZM95 230V229H94ZM109 230V229H108ZM116 230V229H115ZM131 230V229H130ZM158 230H159V228H158ZM174 230V229H173ZM234 230V229H233ZM236 230H237V228H236ZM240 230H243V229H240ZM239 230V231H240ZM246 230V229H245ZM10 231V230H9ZM15 231V230H14ZM19 231H21V230H19ZM27 231V230H26ZM32 231V230H31ZM44 231V230H43ZM72 231V230H71ZM81 231V230H80ZM91 231V230H90ZM101 231V230H100ZM103 231V230H102ZM121 232L123 231V230H120ZM120 231H117L118 232V236L120 235L119 233H120ZM127 231H129V230H127ZM132 231V230H131ZM144 231H146V230H144ZM149 231V230H148ZM165 231V230H164ZM169 231V230H168ZM167 231V232H168ZM177 231V230H176ZM180 231V230H179ZM178 231V232H179ZM186 231V230H185ZM189 231V229L187 230V232ZM193 231V230H192ZM262 231V230H261ZM16 232V231H15ZM23 232V231H22ZM25 232V231H24ZM30 232V231H29ZM74 232V231H73ZM93 231H91V233H92ZM109 233H110V231H108ZM114 232V231H113ZM138 232V231H137ZM143 232V231H142ZM153 232V231H152ZM183 232V231H182ZM181 232V233H182ZM197 232H198V230H197ZM199 232H200V230H199ZM237 232V231H236ZM241 232V231H240ZM244 232V231H243ZM250 232H252V231H250ZM263 232V231H262ZM77 233V232H76ZM90 233V232H89ZM103 232H101V234H102ZM116 233V232H115ZM124 233V232H123ZM136 233V232H135ZM147 232H145L144 234H146ZM154 233V232H153ZM166 233V232H165ZM184 233V232H183ZM190 233V232H189ZM192 233V232H191ZM190 233V234H191ZM248 233V232H247ZM7 234V233H6ZM22 234V233H21ZM34 234V233H33ZM44 234V233H43ZM66 234V233H65ZM72 234V233H71ZM82 234H83V231H82ZM86 234V233H85ZM104 234H105V232H104ZM114 234V233H113ZM132 234H133V232H132ZM137 234V233H136ZM151 234V233H150ZM172 234V233H171ZM174 234H175V232H174ZM180 234V233H179ZM187 236H189V234H187V233H185ZM194 234V233H193ZM192 234V235H193ZM196 234V233H195ZM195 234H194V236H195ZM204 234V233H203ZM244 234V233H243ZM248 234H250V233H248ZM258 234V233H257ZM262 234V233H261ZM3 235H5V233L3 234ZM12 235V234H11ZM28 235V234H27ZM32 235V234H31ZM40 235V234H39ZM45 235L46 234H44L43 236L45 237ZM73 235V234H72ZM80 235V234H79ZM91 235H93V234H91ZM96 235V234H95ZM97 235H99L100 236V234H97ZM117 235V234H116ZM125 235V234H124ZM123 235V236H124ZM166 235V234H165ZM164 235V236H165ZM178 235V234H177ZM192 235H190V236H192ZM222 235V234H221ZM252 235H253V233H252ZM255 235V234H254ZM262 235H264V234H262ZM261 235V236H262ZM6 236V235H5ZM4 236V237H5ZM36 236V235H35ZM42 236V235H41ZM42 236V237H43ZM81 236V235H80ZM101 236H103V235H101ZM110 236V235H109ZM121 236V235H120ZM138 236H140V234L138 235ZM137 236V237H138ZM142 236H143V234H142ZM145 236H147V234L145 235ZM153 236V235H152ZM158 236V235H157ZM179 236V235H178ZM177 236V237H178ZM184 236V235H183ZM187 236H186V238H187ZM214 236V235H213ZM243 236V235H242ZM260 236V235H259ZM258 236V237H259ZM10 237V236H9ZM14 237H16V236H14ZM18 237V236H17ZM16 237V238H17ZM19 237H20V234H19ZM18 237V238H19ZM47 237V236H46ZM65 237V236H64ZM63 237V238H64ZM68 237V236H67ZM70 237V236H69ZM78 237V236H77ZM84 237V236H83ZM86 237V236H85ZM104 237V236H103ZM122 237V236H121ZM144 237V236H143ZM176 237V238H177ZM199 237V236H198ZM225 237V236H224ZM231 237V236H230ZM246 237V236H245ZM251 237V236H250ZM256 237V236H255ZM6 238L7 237H5V240H6ZM11 238H12V236H11ZM20 238H22V237H20ZM28 238V237H27ZM72 238V237H71ZM71 238H69V239H71ZM73 238H76V237H73ZM87 238V237H86ZM95 238V237H94ZM108 238V237H107ZM117 238V237H116ZM119 238V240H120V237H118ZM129 238V237H128ZM144 238H146V237H144ZM165 238V237H164ZM167 238V237H166ZM173 238V237H172ZM189 238V237H188ZM191 238V237H190ZM201 238V237H200ZM207 238H208V236H207ZM217 238V237H216ZM235 238V237H234ZM241 238V237H240ZM239 238V239H240ZM254 238V237H253ZM261 238V237H260ZM45 239V238H44ZM53 239V238H52ZM78 239V238H77ZM81 239V238H80ZM96 239V238H95ZM122 239V238H121ZM124 239H125V236H124ZM123 239V240H124ZM127 239V238H126ZM137 239V238H136ZM140 239V238H139ZM162 239V238H161ZM170 239V238H169ZM174 239V238H173ZM179 239V238H178ZM192 239H193V237H192ZM191 239V240H192ZM227 239H229V238H227ZM244 239V238H243ZM249 239V238H248ZM264 239V238H263ZM12 240V239H11ZM10 240V241H11ZM14 240V239H13ZM31 240V239H30ZM46 240V239H45ZM60 240H62V239H60ZM79 240V239H78ZM92 240V239H91ZM118 240V241H119ZM129 241H130V239H128ZM133 239H131V241H132ZM144 240V239H143ZM180 240H181V237H180ZM186 240V239H185ZM189 240V239H188ZM209 240V239H208ZM258 240V239H257ZM256 240V241H257ZM260 240V239H259ZM56 241V240H55ZM75 241H77V240H75ZM85 241H86V239H85ZM89 241V240H88ZM108 241V240H107ZM106 241V242H107ZM112 241V240H111ZM115 241V240H114ZM130 241V242H131ZM146 241V240H145ZM166 241V240H165ZM164 241V242H165ZM167 241H168V239H167ZM173 241V240H172ZM190 241V240H189ZM197 241H198V239H197ZM199 241H200V239H199ZM198 241V242H199ZM203 241V240H202ZM212 241H214V240H212ZM220 241V240H219ZM229 241H231V240H229ZM228 241V242H229ZM253 241V240H252ZM8 242V241H7ZM69 242V241H68ZM89 242H91V241H89ZM88 242V243H89ZM93 242V241H92ZM98 242V241H97ZM96 242V243H97ZM99 242H101V241H99ZM121 242V241H120ZM120 242H117L116 241V243H120ZM126 242V241H125ZM124 242V243H125ZM129 242V243H130ZM135 242V241H134ZM137 243H138V239H137V241H136ZM153 242V241H152ZM195 242V241H194ZM197 242V243H198ZM201 242V241H200ZM227 242V243H228ZM248 242V241H247ZM264 242V241H263ZM11 243V242H10ZM9 243V244H10ZM31 243V242H30ZM121 243H123V242H121ZM128 243V242H127ZM154 243V242H153ZM183 243V242H182ZM203 243V242H202ZM219 243V242H218ZM253 244H254V241L252 242ZM66 244H68V243H66ZM82 244V243H81ZM111 244V243H110ZM126 244V243H125ZM132 244V243H131ZM142 244V243H141ZM149 244V243H148ZM155 244H157V243H155ZM164 244V243H163ZM162 244V245H163ZM171 244H173V243H171ZM180 244V243H179ZM188 244V243H187ZM190 244V243H189ZM220 244H221V242H220ZM224 244H225V242H224ZM258 244H259V242H258ZM6 245V244H5ZM29 245V244H28ZM33 245V244H32ZM65 245V244H64ZM83 245V244H82ZM98 245V244H97ZM102 245V244H101ZM100 245V246H101ZM153 245V244H152ZM161 245V246H162ZM168 245V244H167ZM191 245V244H190ZM199 245V244H198ZM202 245V244H201ZM200 245V246H201ZM227 245V244H226ZM226 245H224V246H226ZM233 245V244H232ZM247 245V244H246ZM255 245H257V244H255ZM11 246V245H10ZM63 246V245H62ZM72 246V245H71ZM87 246H88V244H87ZM110 246V245H109ZM112 246H113V244H112ZM122 246H124V245H122ZM127 246V245H126ZM139 246V245H138ZM147 246V245H146ZM154 246V245H153ZM174 246V245H173ZM172 246V247H173ZM179 246V245H178ZM177 246V247H178ZM181 246V245H180ZM184 246V245H183ZM195 246V245H194ZM211 246H212V244H211ZM231 246V245H230ZM229 246V247H230ZM245 246V245H244ZM249 246H250V242H249ZM257 246H259V245H257ZM6 247V246H5ZM4 247V248H5ZM16 247V246H15ZM28 247V246H27ZM66 247V246H65ZM69 247V246H68ZM102 247V246H101ZM111 247V246H110ZM141 247V246H140ZM143 247H145L144 246V244H143ZM188 247V246H187ZM214 247V246H213ZM222 247V246H221ZM37 248V247H36ZM43 248V247H42ZM55 248V247H54ZM62 249H63V247H61ZM79 248H81V247H79ZM86 248V247H85ZM88 248H90V247H88ZM116 248V247H115ZM119 248V247H118ZM132 248V247H131ZM130 248V250L131 251H133V249H131ZM134 248V247H133ZM146 248V247H145ZM153 248V247H152ZM155 248V247H154ZM165 248V247H164ZM191 248H193V247H191ZM223 248V247H222ZM264 248V247H263ZM262 248V249H263ZM1 249V248H0ZM59 250H60V248H58ZM57 249V250H58ZM61 249V250H62ZM83 249H84V247H83ZM96 249H98V248H96ZM103 249H104V247H103ZM121 249V248H120ZM126 249V248H125ZM137 248L135 247V250H136ZM138 249H141V248H138ZM137 249V250H138ZM176 248H175V246H174V249L173 250H175ZM182 249V248H181ZM189 249V248H188ZM194 249V248H193ZM208 249V248H207ZM211 249H213V248H211ZM217 249V248H216ZM215 249V250H216ZM254 249V248H253ZM42 250V249H41ZM87 250V249H86ZM89 250V249H88ZM94 250V249H93ZM100 250H102L101 248H100ZM108 250H109V248H108ZM122 250H124V249H122ZM129 250V251H130ZM149 250V249H148ZM151 250V249H150ZM156 250H157V248H156ZM159 250V249H158ZM185 250H186V248H185ZM190 250H192V249H190ZM201 250V249H200ZM209 250H210V248H209ZM232 250V249H231ZM230 250V251H231ZM257 250H258V248H257ZM261 250V248L259 249V251ZM1 251H3V250H1ZM6 251V250H5ZM63 251V250H62ZM70 251V250H69ZM112 251V250H111ZM128 251V250H127ZM128 251V252H129ZM141 251H142V249H141ZM170 251V250H169ZM168 251V252H169ZM179 251H180V249H179ZM183 251V250H182ZM188 251V250H187ZM186 251V252H187ZM195 252H196V250H194ZM213 251V250H212ZM211 251V252H212ZM235 251V250H234ZM250 251V250H249ZM13 252H14V250H13ZM20 252H22V251H20ZM60 252V251H59ZM64 252V251H63ZM82 252H83V250H82ZM89 252V251H88ZM103 252V251H102ZM121 252V251H120ZM136 252V251H135ZM148 252V251H147ZM151 252V251H150ZM162 252V251H161ZM173 252H176V251H173ZM177 252H178V250H177ZM181 252V251H180ZM190 252V251H189ZM197 252H198V250H197ZM201 252V251H200ZM205 252H206V250H205ZM261 252V251H260ZM19 253V252H18ZM73 253V252H72ZM95 253H96V251H95ZM149 253V252H148ZM154 253V252H153ZM156 253V252H155ZM188 253V252H187ZM213 253V252H212ZM229 253H231V252H229ZM245 253V252H244ZM3 254V253H2ZM9 254V253H8ZM25 254V253H24ZM27 254V253H26ZM53 254V253H52ZM84 255H85V253H83ZM87 254V253H86ZM89 254V253H88ZM91 254V253H90ZM114 254V253H113ZM133 254V253H132ZM145 254H147V253H145ZM164 254V253H163ZM183 254V253H182ZM185 254V253H184ZM211 254V253H210ZM224 254V253H223ZM226 255L228 254V252L227 253H225ZM256 254H257V252H256ZM5 255V254H4ZM16 255H17V253H16ZM54 255V254H53ZM58 255V254H57ZM92 255V254H91ZM90 255V256H91ZM97 256H99L98 254H96ZM102 255V254H101ZM121 255V254H120ZM124 255H125V253H124ZM135 255V254H134ZM141 255V254H140ZM154 254H152V256H153ZM155 255H157V254H155ZM165 255V254H164ZM181 255V254H180ZM188 255V254H187ZM205 255V254H204ZM214 255V254H213ZM249 255H251L250 253H249ZM42 256V255H41ZM48 256V255H47ZM62 256V255H61ZM78 256V255H77ZM94 256V255H93ZM113 256V255H112ZM131 256V255H130ZM141 256H143V255H141ZM151 256V257H152ZM158 256H159V253H158ZM186 256V255H185ZM209 256V255H208ZM232 256V255H231ZM264 256V255H263ZM7 257V256H6ZM10 257V256H9ZM62 257H64V256H62ZM104 257V256H103ZM120 257V256H119ZM138 257H140V256H138ZM148 257V256H147ZM165 257V256H164ZM181 257V256H180ZM216 257V256H215ZM246 257H248V256H246ZM256 257V256H255ZM258 257V256H257ZM11 258V257H10ZM50 258V257H49ZM65 258V257H64ZM77 258V257H76ZM86 258V257H85ZM105 258V257H104ZM104 258H102V259H104ZM117 258V257H116ZM121 258V257H120ZM125 258V257H124ZM128 258V257H127ZM132 258V257H131ZM131 258H129V259H131ZM154 258V257H153ZM167 258H168V256H167ZM203 258V257H202ZM219 258V257H218ZM217 258V259H218ZM251 258V257H250ZM252 258H254V256L252 257ZM3 259V258H2ZM59 259V258H58ZM73 259V258H72ZM87 259V258H86ZM85 259V260H86ZM92 259V258H91ZM100 259H101V257H100ZM126 259V258H125ZM129 259H128V262H130L131 263V260L129 261ZM173 259H174V255H173ZM177 259V258H176ZM206 259H208V258H206ZM222 259V258H221ZM220 259V260H221ZM230 259V258H229ZM1 260V259H0ZM8 260V259H7ZM11 260V259H10ZM25 260V259H24ZM77 260V259H76ZM82 260V259H81ZM109 260V259H108ZM112 260V259H111ZM117 260H118V258H117ZM153 260V259H152ZM179 260V259H178ZM186 260V259H185ZM184 260V261H185ZM210 260V259H209ZM208 260V261H209ZM214 260V259H213ZM231 260V259H230ZM253 260V259H252ZM9 261V260H8ZM21 261V260H20ZM31 261V260H30ZM57 261V260H56ZM68 261H70V260H68ZM94 261V260H93ZM100 261V260H99ZM104 261V260H103ZM122 262H123V260H121ZM126 261V260H125ZM124 261V262H125ZM134 261H136L135 259H134ZM138 261V260H137ZM148 261V260H147ZM168 261V260H167ZM203 261H205V260H203ZM215 261V260H214ZM213 261V262H214ZM222 261V260H221ZM227 261V260H226ZM234 261H236V259L234 260ZM234 261H233V263H234ZM246 261V260H245ZM256 261V260H255ZM261 261V260H260ZM259 261V262H260ZM35 262V261H34ZM52 262V261H51ZM77 262V261H76ZM80 262V261H79ZM88 262H90V261H88ZM95 262V261H94ZM97 262V261H96ZM101 262V261H100ZM104 262H106V261H104ZM139 263H140V261H138ZM146 262V261H145ZM153 262V261H152ZM172 262H174V261H172ZM231 262V261H230ZM240 262V261H239ZM239 262H237L238 264H239ZM257 262V261H256ZM3 263V262H2ZM1 263V264H2ZM12 263V262H11ZM15 263V262H14ZM20 263V262H19ZM22 264H23V262H21ZM26 263V262H25ZM24 263V264H25ZM28 263V262H27ZM59 263V262H58ZM69 263V262H68ZM75 263V262H74ZM93 263V262H92ZM109 263V262H108ZM118 263V262H117ZM116 263V264H117ZM133 263V262H132ZM163 263V262H162ZM179 263V262H178ZM180 263H181V261H180ZM218 263V262H217ZM226 263H228V262H226ZM13 264V263H12ZM15 264H17V263H15ZM30 264V263H29ZM51 264V263H50ZM79 264V263H78ZM81 264H84V263H81ZM85 264H86V262H85ZM102 264V263H101ZM104 264V263H103ZM126 264V263H125ZM137 264V263H136ZM145 264V263H144ZM147 264V263H146ZM213 264V263H212ZM243 264H244V262H243ZM247 264H249V263H247ZM253 264V263H252ZM263 264V263H262Z\"/></svg>",
  "mask_w": 264,
  "mask_h": 264
}]
</instances>
